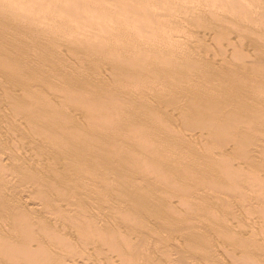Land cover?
Masks as SVG:
<instances>
[{
	"label": "rangeland",
	"instance_id": "374dc122",
	"mask_svg": "<svg viewBox=\"0 0 264 264\" xmlns=\"http://www.w3.org/2000/svg\"><path fill=\"white\" fill-rule=\"evenodd\" d=\"M2 1H3L4 4L2 3ZM48 1L49 0H14V1L13 0H0V5H1L0 8L2 7L0 9V59H1L0 60L1 61L0 62V70H2V71H0V73H1V75H0V157H3V158H0V160L2 162V163L0 162V176H2V174L4 176V177L2 176L3 178L0 177V189H3V188L8 187V189L7 188L6 189H3L4 191L3 192H0V193H4V195L3 194H0V196L3 195L2 197H0V199H1L0 200V207L1 206L2 207H5L3 204H1V202H5L6 199H7V202H5V205H6V203H9L8 205L10 206L9 207V206L6 205V207H8L7 209H9L8 210L9 213L7 212V210L5 211V209H4V211H2L3 208L2 209L0 208L1 209L0 210V214L2 212L5 214V212H6L7 215L10 214V216H13V213H11V212H14V211L16 212L17 210L19 212L22 211V213H24V214L21 213L22 214V217L21 216H18V213L17 214L14 213V214H16L18 216L19 221H20L19 222L20 225L21 226H24L23 229L20 228L21 226L18 225L19 224L18 223V219L17 220L14 219V221L17 222L16 224H17L18 228L21 229V231L22 230H25V228L28 225L26 223V221H24V223H23V220L24 219L23 220H20L21 218H24L23 215L25 216L28 213L25 216V219L27 220V222L30 221L31 225L33 224L34 226H30V223H29V226L32 227V228H35V229H36V227L37 228L39 227V229H40L41 227L39 225H41V226L44 225V224L40 223L41 220H43L44 221L43 223H47V224H45L42 227H43V229L46 230V232L47 231H49V232L46 233L43 230L46 233V234L44 233V235H45V237H44L42 228L40 229L41 230V233H38L39 232V229H37L38 230L37 235H39V234L40 235H43V238H42V236H41V239L38 238L40 241L41 240L42 241L46 240L44 238H47V235L52 230H55L54 232H57V233L59 232L60 233V234L58 233L59 234L58 240L61 239V238H63V239L68 238V239H70L69 241H71V240L73 241L74 238L75 239L76 238H79L80 242L77 239L76 240L74 239L76 241L75 247L73 245V247L76 248L75 250L78 251V253L75 251L72 254V256H70L71 255L70 254V251L66 252L67 250L71 249V248H69V249L67 248L69 246V244H67V246L65 247L66 249L64 248L66 250V251H64L66 253L65 256H63V254H65V253H62L61 251H58V249H57L58 255H57V253L54 254V252H56V250H54V249H56L57 246L54 244V242L56 240L54 241L53 238H55L54 236H57L58 234L57 233H54L53 231L52 232L54 234H56V235H54L52 232L51 233L54 236L52 234H49V235H51V237L53 236L52 237V240H51V238L50 239L47 238V241H45V243H43L42 241L40 242L42 245L43 244L50 245V243H51L52 247L50 245V247H51V251L50 252L51 253L53 252V255H50L51 257L52 256L54 257V255H55V258H56V255L59 257V253H60V256L62 255L63 257H66L67 255L70 256V257L67 256L68 258H71L72 257V260L71 259L69 260L66 257L67 259L64 262L65 264H77V263L78 264H93V262H94V264H99V263H101V259L103 260L104 258H105L104 259L105 261L103 260V263L102 264H104V263L105 264H121L120 263V262H122L121 261V258L124 257V260H125L126 256H127L126 260L125 261L123 260L122 263L125 262V264H132V262H131L132 259H129V258L131 257V254L132 253H133L132 255H135L138 252H139V254L140 253L143 254V255L140 254L139 256L146 257L145 258L146 260L147 259L148 260H151L152 259L154 261V263H156V261L158 262V259L161 258V259H165V260L164 261L163 260H159V263L161 261H163V264H165V262H166V264H170L171 262H169V261L172 260L173 264H175L176 263V260H178V263L177 264H179V262L181 261V258H182L183 259L182 261L184 263H186V261L188 260V262H187L188 264H200L201 262H203L201 264H204V263L205 264H208V263L209 264H214V263L215 264H219L221 257L225 258V257H228L227 256L228 254L231 255L230 254L231 252H229V253L227 252L228 250L229 251H232V254L235 251L238 250L235 253L234 256H237V254L239 252L241 253L242 250H244V252H242V254H240V253L238 254V256L235 258V261L233 259L234 258L233 255H231L232 258L230 256L228 257V259L227 258L226 259H222L221 258V261L222 260H226V261H223L221 264H223L224 262L226 264H230L229 262H231V261H232L231 264H235V262L237 260H239V261H237L236 264H240L241 255H243L246 252L245 249L246 250H249V253H251V254H254V253L256 254V255L254 254L255 255V259L254 260H258V261H256V264L257 263L260 264V262L262 264L264 262L263 261L264 260V249H263V247H264V243H263L264 242V236H263L264 235V231L262 229V227L264 228V225H263L264 224V220H263L264 214H262V213H264V211H263L264 210V203L262 202V201H264V198L261 201L262 197L264 196V194H262L263 193V190H264V112H259V109L260 108L261 109L263 108L262 111H264V106H263L264 105V103H263V101H264V98H263L264 97V92H262V91L260 92L256 88L258 87V88H260V90H261V88L264 89V87H260V84H262L264 86V78H263L264 77V43H263L264 42V12H261L260 11V10L264 11V9H259L261 6L264 7V2H263L264 0L263 1L261 0L263 3L260 0H248V2H247V0L246 1L245 0H242L243 3L245 1V4L246 3H249V2H251V3L254 2L255 3V4L249 3V5H251V6H249L247 4V7L245 5H241L242 2L240 0H232V1H236L237 4H236V2H235V4L238 5L239 8H240V9H237L236 7H234L236 5L233 4V3H231V6L233 7L234 10L233 9H230L232 7H230L229 2H228V5H226V0H225V3H224L225 5L224 4L222 5V4L216 3L217 5L219 4L218 6L220 8L218 6H216V4L214 3V1H216V0H212L213 2L211 0H197L195 2L192 0V2H193L192 4L194 5V6L192 5V8H191V5H189L191 3L190 2L191 0H188V2H186L185 0H184L185 1L184 2L182 0L183 3H182L181 0H164L165 4H163L164 3L163 0H154L153 3H150V4L148 3L149 0H146V1H144V0H77V1L76 0H67V1L66 0H50L49 3H48ZM68 1H71V2H68ZM158 1H160V2L158 3ZM210 1H211V4H209ZM222 1H224V0H222ZM11 2L14 3V4H12ZM166 2L169 3L171 5V7ZM197 2H199V3H197ZM217 2H218V0H217ZM219 2H221V0ZM230 2H231V0H230ZM74 3H75V5H73ZM156 3H158V4H156ZM221 3H223V2H221ZM166 4L168 6H166ZM76 5H77V7H75ZM163 5H165V6H163ZM183 5H185V7L187 6L188 8L185 9V7H184V9H183ZM209 5H210V7H209ZM212 5H213V7L215 6L214 7L215 9L212 8ZM254 5H255V7H258L259 6V8H258L259 10H255L256 8L254 7ZM59 6H61V7H59ZM204 6L207 7V8H205ZM244 6L246 7V9L247 8L248 9L245 10V7ZM196 7H199V8H196ZM227 7H228V10H227ZM249 7H251V8L249 9ZM252 7H254L255 9L252 8ZM168 8L171 9V10H169ZM202 8H204V9H202ZM208 8L211 9L212 11H209ZM82 9H84V10H82ZM198 9H199V11L202 10L203 13L201 12V14L202 15L204 14L205 16H202V15L199 16L200 14H199V11H197ZM222 9H224V10H222ZM235 9L237 10L236 13L238 12V10L243 11L242 13L240 11L238 12L239 15H241L242 17L244 16L243 18H241V20L244 19V18H246V17H247V19H244V21L243 20L240 21V18H238L239 17L238 13L236 14V16H237L238 19L235 18V15H233V13L232 14L229 13V10H230V12L231 11L234 12ZM188 10H190V12ZM193 10H195V13H193ZM1 11L5 15H3V13ZM4 11H6V13ZM196 11H197V13H196ZM244 11H246V12H244ZM250 11H251V13H250ZM247 12H248V14H247ZM249 13H250V15H249ZM192 14H195V15H192ZM196 15H198V16H196ZM233 16H234V19H233ZM7 17H10V18H7ZM218 17H219L220 20L218 19ZM248 17L250 19H253V22H252V20L250 21L248 19ZM29 19H31V20L29 21ZM260 19L262 20V22H261ZM6 20H8L9 23L6 22ZM44 20H45V22H44ZM221 20H224L226 23L223 22V21H221ZM26 22H27V24H26ZM201 22H203V23H201ZM227 22H228V24H227ZM41 23L42 24L44 23V24L42 25ZM199 23H200L201 26H198ZM249 23H251V24H249ZM253 23H254V25H253ZM37 25H39L40 27L37 26ZM44 25H46V26H44ZM205 25L207 27H204L203 28V26H205ZM215 25H216V28H215ZM198 27H200V28H198ZM42 29H45V31H42ZM201 29L202 30L205 29L204 30V32H205L204 35H203V31ZM46 30L47 31L50 30V31L47 33ZM206 31H208V32L206 33ZM239 32H240V34H239ZM259 39H261V40H259ZM152 52H153V54H152ZM160 52H161V54H160ZM169 53H170V55H169ZM165 56H167V57H165ZM183 56H185V57H183ZM132 58H133V60H132ZM158 58H160L159 60H162L163 64H162L161 61L158 60ZM164 58L165 59L167 58L169 60L167 61V59H166V61H165ZM259 59H261V60H259ZM257 60H258V62H257ZM7 61H10V62H7ZM172 61H174V62H172ZM6 62L8 64V67L6 66L7 65ZM159 62H160V64H159ZM14 63H15V65H14ZM204 63H206V65ZM155 64L158 65V67H155ZM2 65L5 66V67H2ZM197 65H198V67H196ZM244 65H246V66H244ZM10 66H12L13 68L10 69L11 68ZM250 66H251V68H250ZM21 67H22V69H20ZM210 67L212 68V70H211ZM213 67L216 69L215 70V73L213 71L214 70ZM1 68H3V69H1ZM156 68L162 69V71L164 73H169V71H170V73H172V78L174 77L173 80L175 79V81H173L172 78H171V80L167 79L168 77L166 75H164L163 72L161 74H157V72H156L157 69ZM256 69H258V70H256ZM250 71H252V72H250ZM254 71H257V72H254ZM47 72H49V73L47 74ZM129 72L131 74H129ZM3 73H4V75H3ZM52 73H54V74H52ZM126 73H127V75H126ZM6 74H8L10 76H8ZM71 74H73V76ZM215 74L219 78L216 79V76H214ZM74 75H76V78H75ZM77 75H79V76L81 75V76L79 77ZM128 75H129V78H126V76H128ZM2 76H5V77H2ZM61 76H63V78ZM68 76H69V80L72 78V80L75 81V84L77 86L74 84V82H71V86H73L72 89L74 87H76L77 90H80V93H82L80 96H79L80 93L77 92L76 89H73V91H76L79 94L78 95L75 94L76 92L74 94H72L73 92L69 90L71 88L70 84L69 85H64L66 83L65 80H68ZM157 76H159V77H157ZM8 78H10V79H8ZM80 78H81V80H80ZM158 78H160V79L158 80ZM188 78H190V79H188ZM12 79H14V81H9V80H12ZM82 79H83V82H82ZM130 79L133 80V81H131ZM240 79L243 80V81H241ZM72 80H70V81H72ZM78 80L81 82V84H80V82ZM84 80L85 81L88 80V82L86 81L87 82L86 83ZM217 80H219V81H217ZM7 81L8 82H11V83L9 84ZM30 81H31V83H29ZM53 81H54V83H53ZM225 81H227V82H225ZM247 82H249V83H247ZM255 82H257V84ZM13 83H17V84H14V87H16V86L18 87L17 89L16 88H13ZM32 83H33V85H32ZM225 83H228V84H225ZM243 83L245 85H242ZM11 84H12V86H11V88H9ZM219 84H221V85H219ZM251 84L254 85V86L252 87ZM80 85L81 86L84 85L85 88L84 87L81 88ZM6 86L8 88H6ZM19 86H21V87L19 88ZM51 86H53V87H51ZM88 86L90 88L87 90L86 88H88ZM68 87H69V89H67ZM240 87L242 88L241 91H239V89H241ZM254 87H256V88H254ZM207 88H208V90H211V91H208ZM84 89L86 91H88V94L89 95H87V92ZM178 89H180V90H178ZM58 90L60 92H58ZM68 90H69V93L72 92L70 94L72 95V99L73 100H74V98L78 99V97H76L75 95H77L79 97H82L83 100H86L84 98H86V97L89 96L90 98H88V99H90V100L92 99L91 101H94L93 100V98H94L93 95L95 96V98L99 97V98H97L95 100V102H98V103L96 105L92 106L93 107V108L91 107L92 109H94L95 106L97 107L98 104L101 103V99L103 100L102 103L105 101L106 105H105V103L103 104L104 107L106 106L105 109L107 110V111L105 110V113H104V110L102 111V113L99 112L101 110L98 111V107H97V110L96 109H94V110L98 111L99 115L100 116L102 115V117L104 116L103 114H106L103 118H106L107 117L108 118L107 119V122L110 121L109 118L110 119L113 118L112 115H111L112 117H110V116L108 117L109 114H113V115L115 114V116L117 115V113L119 114V115H117V117L114 116L115 118H113V120H115V123H117L116 125L115 124L114 125L112 124V126H111L110 125L111 123L109 124V122L107 124L110 125V126L106 125L107 127H111L110 129H112L111 131L113 133V135H112L113 137L110 136V138H108V139H101L100 137H98L99 139H96L95 138V139H93V141H91V144H92V147L93 148L89 151V153L87 152L88 155H91L90 157H88L87 154H82V156H80V157L77 156V155H74V154L70 153L67 150V147L65 145H64V148H63V145H62L63 144L62 143V135H61V134H63V131L62 130H59V129L57 130L55 127L54 128L50 127L51 125L52 126L55 125L56 124L55 122L64 121L65 124H66L65 128L70 129V127L73 126V130H74L75 128L78 129V127L81 126L80 127V130L83 131L82 133H84V134L87 135V131H85L86 128H88L89 125H90L89 127H93V124H95L93 122L92 117L90 118V116H92V115H89V114H91V113L88 112L89 114L84 115L86 113V111H84V110L82 111V109H80V105H77L76 104V102H78V100H74V101H72L74 103L71 102L70 104H68L70 102L69 101V98H70V100H72L70 94L68 93ZM250 90H252V91H250ZM257 90H258V92H257ZM14 91L16 92L15 93L16 94L15 96L13 95ZM65 91H66V96H65V94L63 96H61L63 92L65 93ZM92 91L94 93L95 92L96 93L95 94H91ZM197 91H199V92H197ZM214 91L217 94L216 95V99H215V92ZM253 91H255V92L253 93ZM196 92H197V94H196ZM205 92H207V95L208 96L205 95L206 94ZM248 92L249 93L251 92L252 94L251 93L250 94L253 97H251ZM41 93L42 94H45V95H42ZM240 93H241V95H240ZM245 93H246L247 96H245ZM210 94H214V95L211 96ZM243 94H244L245 97L243 96ZM68 95L70 97L67 99V96ZM73 95L75 97H73ZM84 95H86V97ZM235 95H236V97L234 98ZM106 96H108L109 98L106 97ZM203 96H205V97L203 98ZM222 96H225V98L222 97ZM218 97H220L222 100H218L219 99ZM59 99H63V100H61L62 102H65L64 100H68V102L61 103ZM107 99H108V102L110 101V104L107 103V101H106ZM202 99H204V100H202ZM206 99H207V101H206ZM223 99H225V100H223ZM229 99H231V100H229ZM236 99H239V102H237L238 100L236 101ZM260 99H262V100H260ZM51 100H52V102H50ZM90 100H87L88 101V104L91 102ZM209 100H211V101H209ZM241 100H245L244 102H248V103H244ZM38 101L40 103H38ZM42 101L43 102L45 101L44 102V105H43ZM57 101H59L60 103L57 102ZM54 102L55 103L57 102L58 104L56 103L57 105H55V104H53ZM95 102H94V104H95ZM207 102H209V103H207ZM36 103H38V104H36ZM230 103L233 105L234 108H231L232 106H230L231 105ZM236 103H239V105H236ZM243 103L245 105H247V106H244ZM27 104L28 105L31 104L32 106L29 105L30 108L28 109L29 106ZM60 104L62 106H60ZM75 104L77 106H79L77 108L78 110L76 109V105ZM16 105L18 106V109H17ZM71 105L74 106V107L72 106L74 108L72 110L74 111L73 114L75 113L74 114L75 118H73L74 116H71V115H73L72 114V110H70L71 109ZM103 105L101 106L102 108H103ZM109 105H111V106L114 107V110H115L114 112L115 113H111L112 111L111 112L109 111L110 112L109 114L106 113L110 109V108L107 109L109 107ZM44 106H46V108ZM238 106H240V108ZM259 106H260V108H259ZM24 107H25V109H24ZM36 107H37V109H36ZM121 107H123V108H121ZM219 107L223 108V110H225V108H227L226 109V112L227 113L225 111L223 112L221 110L220 111V114L221 115H219V111H218L219 109H217ZM236 107H238V108H236ZM241 107H242V109H243V107H245L243 109L244 111L241 109ZM246 108H248L250 110V112H248L249 111L248 109L246 111ZM31 109H32V111H31ZM55 109H56V113L58 111L57 114L54 112ZM68 109L70 110V112H69ZM238 109L239 110L241 109L242 111L240 110V112H242V113H240L238 111ZM257 109H258V112H257ZM261 109H260V111H261ZM38 110H39V112L41 110V112L39 113ZM45 110H47V111H45ZM76 110H77V112L79 110H80L79 112H83L81 114L84 115V118H82L83 116L81 117L79 115L80 113L78 114L76 112ZM89 110H91V109L88 108V111ZM214 110L216 112H213ZM63 111H65V112H63ZM93 111L91 110L90 112H93ZM47 112H50L53 115V116L51 115V118H53V120L51 119L52 121H49L48 122V120L44 117V115L46 116ZM228 112H230V113L232 112V113L230 114ZM76 113H77V116H76ZM214 113H216L215 116L213 115ZM233 113L236 114V115H234ZM30 114H32V115H30ZM33 114H35V115H33ZM62 114L64 115V118H63V115ZM94 114H93V116H97L96 114L95 115ZM225 114L226 115L229 114V115L226 116ZM41 115H43V116L41 117ZM61 115H62V117H61ZM78 115H79L80 118H82V119H80V118L79 119L82 120V122L84 123L85 126L83 125V123L79 119H76V117L78 118ZM123 115H125V116H123ZM217 115H219V116L217 117ZM223 115H225V116H223ZM231 115L234 116V117H232ZM67 116H69V117H67ZM118 116H119V118H118ZM246 116H248V117H246ZM34 117H36V118L38 117V118L36 119ZM212 117H214V118H212ZM223 117H225V119ZM57 118H59V119H57ZM60 118H63V119H60ZM67 118L69 120L71 118V121H73L72 123L74 125L71 124L70 121H67ZM87 118H90V119H87ZM100 119H99L98 125H101L102 124L104 126L105 125L104 123H106L105 122L106 119H103L104 122H103V120H101V124H100ZM83 120H85V121H83ZM113 120H111L110 122H112ZM117 121L120 122V123H118ZM223 121H224V123H223ZM28 122H30L31 125ZM134 122H135V124H133ZM7 123H8V125L10 124L9 125L10 127L7 125ZM78 123H80V124H78ZM112 123H114V122H112ZM69 124H71V125H69ZM76 124H77V126H75ZM138 124H139V126H138ZM130 125H136V126H130ZM217 125H219V126H217ZM114 126H116V127L118 126V127L115 128ZM128 126H129V129H128ZM43 127H44V129H43ZM84 127H86V128H84ZM120 127H124L125 129L124 128H120ZM140 127L141 128L143 127V129H141ZM133 128L134 129H137L138 131H136V130L134 131ZM147 128H148V130H146ZM35 129H37V130L35 131ZM28 130H29V132H27ZM70 130H72V128ZM119 130L120 131L122 130V131L120 132ZM45 131L47 132V134H46ZM146 131H148V132H146ZM166 131H167V133H166ZM40 132H41L42 135L40 134ZM114 132H115V134H114ZM133 132H134V134L132 135ZM144 132H146V133H144ZM43 133L46 136H49V138H47L46 136H44ZM135 133H137V135H135ZM33 134L36 137L34 139H33V137H34ZM36 134H37V136H36ZM165 134H167V135H165ZM128 135H129V138H128ZM141 135L143 136V138H142ZM50 136H52V137H50ZM54 136H55V138H54ZM136 137H137V140H134V139H136ZM173 137H174V139H173ZM29 138H31V139H29ZM53 138L56 141H54ZM39 139L41 141H39ZM89 139L92 140L91 137ZM109 139H111L112 142ZM30 140H31V142H29ZM49 140H50V142H49ZM130 140H131V142H130ZM151 140H152V144H151ZM162 140H165L166 142L165 141H162ZM42 141H43V143H42ZM116 141H117V143H116ZM139 141H140V144L137 143ZM153 141L155 143H153ZM176 141H178V142H176ZM39 142H41L42 144L39 143ZM131 143L133 145L135 144L134 146L132 145L133 148H132V146H128V145H131ZM111 144H113V146L115 144L117 147L116 146L113 147V146H111ZM163 144H164V146H163ZM75 145L76 146H80V142H79L78 139L75 140ZM167 146H168V148H167ZM189 146H191V147H189ZM53 147H55V148H53ZM138 147H140L141 150ZM65 148H66V150H65ZM113 148H115V149H113ZM164 148H165V150H164ZM52 149L56 150V152L55 151H52ZM58 149L61 152L60 151L58 152L57 151ZM63 149L65 150V152H62V151H64ZM96 149H98V150H96ZM109 149H110V151H108ZM153 149H156V150L153 151ZM27 151H29L30 153H33V152L34 153H33V155L32 154H29L28 155V154H26V153H28ZM107 151L110 152V153H107ZM117 151H118V153H117ZM94 152H96L95 153L96 156L94 155L95 158L93 156ZM163 152H165L166 154H164ZM64 153H65V155H63ZM149 153L151 154L150 156H149ZM159 153L161 155L160 156L161 158H159ZM207 153H208V155H207ZM24 154H25V156H24ZM58 154H60V155L62 154V155L60 156ZM67 154H68L67 157H69V159L67 157L65 158V156ZM152 154H153V156H152ZM154 154L155 155L157 154V156L155 157ZM168 154H169V156H168ZM194 154H195V156H194ZM244 154L245 155L247 154L246 157L248 159L247 158H243L244 157ZM26 155H27V157H26ZM30 155H32V156H30ZM98 156H100V158ZM203 156H204V158H203ZM205 156H207L206 159H205ZM211 156L213 158L212 160H211ZM31 157H32V159H31ZM33 158L37 159V160L34 159L35 164H34ZM79 158H80V160H78ZM163 158H164V160L165 159L168 160L169 158L170 159L168 161H166V160L164 161ZM178 158H180L181 160L178 159ZM177 159H178V161H177ZM63 160H65L64 163H63ZM76 160H78L80 162H78V164L75 165ZM182 160H184L186 162H184ZM189 160H190V162L187 163V161H189ZM37 161H39L41 165L38 164L39 165L38 166L37 163H36ZM97 161H98V163H95ZM197 161L198 162L200 161V162L198 163ZM202 161H204V163L206 161V163L204 164ZM211 161H212V163H211ZM88 162L91 163V164H89ZM169 162H170V164H169ZM110 163H112V164L110 165ZM216 163H218V165L220 164L224 169L226 168V171H227V168H230L228 171H230L231 169H233L234 170V173L232 172V170L230 172H227V173H232V177L229 176V178H232V179H229V178H228L229 180L227 179V177H228L229 174H227V176L226 175L224 176L223 174L222 175H218V174H220V171L221 172H223V171L221 169H219L221 166L220 167L217 166ZM80 165H83V167L85 166L84 168L81 167L83 169H86V170H83L82 169V171H85V172H82L81 171V168L79 169V166ZM194 165H196V166H194ZM76 166H78V167H76ZM198 166H200L201 168L198 167ZM86 167H88V168H86ZM174 167H176L177 169L174 168ZM210 167H212V168H210ZM76 168H78V170ZM89 168H91V169H89ZM197 168L200 171L202 170V168H204V170L206 168L207 169L206 173L210 169L211 170L214 169L216 171L214 172V174H213V172H208V175L205 174V173H202L203 175L201 174L202 175V177H201L200 173H197L199 171V170H197ZM67 169H68V171H67ZM88 169L90 170V172H89ZM187 169H190L189 170L190 172L187 171ZM16 170H18V171H16ZM73 170H75V172ZM15 171L17 173H15ZM71 171H73L75 174L73 172H71ZM86 171H88L87 173H89L90 176L91 175H94L93 178H95V179L99 175L97 177V180H92L93 179L92 177H90L88 174L86 175ZM226 171L224 172L225 174H226ZM19 172H22V173H19ZM183 172H187L186 175ZM195 172H196L197 175L195 174ZM252 172L256 175L255 176L256 178L253 176L254 174ZM31 173H32V175H31V178L30 179H32V180L34 179V181L32 182V185H33L32 188L33 189L31 188L32 191L30 192V190H29L30 188L29 187H31L32 185H30L31 182H28L27 183V181H30V180H28V177H30V174ZM33 173H35V176L33 175ZM51 173H54V174L55 173H58L56 175H57L58 178H59L58 175H60V180L61 181L59 182L58 181L59 179L54 174H51ZM78 173L79 174L81 173L80 174L81 176H79ZM108 173H109V176L111 175L110 176L111 178L106 175ZM191 173H194V176H195V177L193 176L194 178L191 177L193 175ZM235 173L240 176V179L238 178L239 176H237ZM246 173H247L248 176L245 177V179H243V182L241 184L240 182H241L242 178L244 176H246ZM249 173H250V177H251V174H252V177L255 178V180L253 178H251L252 181L251 180L250 181L252 183H253V181H256L257 182V180H256L257 178H259L258 179L259 182H261V180L263 181L262 183H260V184H262L261 188H259L260 187V184L258 185L259 186L258 188H259V190L261 192L259 190H257V187L255 188V190H257L258 192H260V193H258L256 191L258 194L256 192H254V190L251 191L252 190L251 187L257 186L256 183H254V184H251L250 183L251 185L249 184L250 187L248 189L249 190L251 189L250 191L247 189V187H246L247 190L245 189V186H246V183L245 182L248 181V179L246 181V178L249 177ZM24 174L27 176V181H26V177L22 176ZM104 174H105V176L108 177V178L107 177L105 178L106 180L108 179L107 181H110L113 178V180H112L113 182L112 183L110 182V184L108 182H106V180L104 179V176H103ZM122 174L124 175V177H123ZM187 174H191V175L189 176ZM36 175H38L37 177H39V178L42 175L41 177L42 178L44 177L43 181L37 182V181H39V178H37ZM67 175H70V176H67ZM198 175H200V176H198ZM209 175H212V176L210 177ZM32 176L36 177L37 180L35 181L36 178H34V177L32 178ZM54 176L56 178H53ZM65 176H66V178H65ZM76 176H78V177H76ZM135 176H137V177H135ZM181 176H182V178H181ZM185 176H187V177H185ZM216 176H217V178H216ZM80 177H82V178H80ZM188 177L189 178L191 177L193 179V181H192L191 178L189 179ZM224 177H226V178H224ZM5 178L8 181L7 183H9L11 181V182H13V184L12 183L7 184ZM67 178H69V180H68L69 183L67 181ZM87 178H89V180ZM154 178L158 179V182H157L156 179L154 180ZM212 178L213 179L215 178L217 181L216 180H213ZM2 179H4L3 180L4 182L1 181ZM24 179H25L26 182L23 183L22 181H24ZM47 179H48V181H47ZM50 179H52L51 181H53V179H55L54 182H56L57 184L60 183V185H62V186L65 185L64 188H63L62 186L59 187V185H57L55 183V185H57L59 187L58 190L61 188V190H59V191H61L62 193H63L62 189L63 190L65 189V191H66V193H65L66 194V197H63L65 194L64 193L62 194L60 192L61 193V196L63 195L61 197L62 199L60 198V195H59L60 193L58 194V190L55 189V188H57V186H55V188H54V185H52ZM74 179H76V181H73ZM98 179H100L101 182ZM131 179H132V181L135 180L136 182L134 181L135 183H133L131 181ZM40 180H42V179H40ZM84 180H86V181H84ZM187 180H189L188 181L189 183L187 182ZM233 180H235V182H233ZM83 181H84V183H83ZM95 181H97V182H95ZM98 181L100 182V184H99ZM114 181L117 182V184L114 183ZM120 181L122 183L124 182L125 185H123L124 183L122 184ZM161 181H162V183H159ZM250 181H248V182H250ZM34 182H37L36 184L38 185V183H39L40 185L39 186H36V185L34 186ZM47 182H48V185H47ZM130 182H132V183H130ZM150 182L151 183L154 182L153 184L156 183L155 186L153 184H151ZM174 182H175L176 185L175 184L173 185ZM198 182L200 183V184H198V186H199L198 188L199 189L196 186ZM259 182H257V184ZM20 183H22L24 186L22 184H20ZM50 183H51V189H50V185H49ZM75 183H76V185H75ZM106 183L109 184L110 186L105 187V186H107ZM221 183L223 185H225V187H227V189H229L231 186L234 189H236L235 187H237V186H235V185H238V188H239V186H241V185H243V183H245V185H243V189H242V187H240L241 190L238 189V188L236 190H238V192L242 191V192H240V195H241V193L244 194L246 192L245 194H247V197L248 198L245 197V194H244V198L246 200L243 199L239 194H237V191H235L236 194L243 199L242 200L240 197H238L234 193L238 197V199L236 198L237 199V203H236V200H234L235 199V195H233L234 197L233 196L231 197V195L233 194L232 193V189L233 188L231 187V189H229L230 192H228L229 190H226L228 193L225 194L224 193V190L225 189L224 190L221 189L223 187ZM10 184H12V186H14V187L10 186ZM17 184H20V186H18ZM26 184H28V186ZM68 184H70V186H72L71 189H70L71 191L73 190V186H74V189L75 190L72 191V192L74 194H76V193L78 194V192H79V196L78 195H73L72 192L70 190H68L70 188V186ZM111 184L113 185V188H112ZM141 184L142 185L144 184L143 185V188L144 189L146 188L145 190L142 189V185ZM187 184H189V185H187ZM210 184L212 186H214V185L216 186L217 185V187H218V184H219V187L220 186L221 187L220 188H217L216 187V188L217 189H221L223 192L222 193L221 192L218 193V191L215 190L214 188L211 189L212 186L209 187ZM226 184H230L231 186L228 185L229 186V188H228V186ZM7 185H9V186H7ZM42 185H43L44 189H40V188H43ZM115 185H116V188H115ZM190 185H191V188H193V189H191V188L188 187ZM52 186H53V188H52ZM67 186H69V187H67ZM97 186H99V187L98 188H95ZM144 186H146V187H144ZM150 186L151 187L153 186V187L151 188ZM174 186H176V187H174ZM184 186H186V187H184ZM36 187H38V189H40L41 192L44 193L45 195H46L47 192H49V191L46 192L45 188H47V190L50 189V192L55 190L54 192L57 191L56 193L58 194V197H57V195H53V194H56V193L51 192V193H53L52 195H50L51 193H47L48 195H46V196H48V199L49 198L50 199H49L48 203H46L47 200H48L47 197H45L43 194L39 195V192H35V190L36 191H40ZM77 187L79 189L80 188H83V189L82 190L80 189V191H79V189H77ZM135 187L136 188L138 187V189L136 190ZM172 187H174V188L172 189ZM194 187H196L197 190H195ZM23 188H24V190H23ZM27 188H28V190H27ZM102 188H103V191L101 190ZM149 188H151V189H149ZM187 188H189V190H187ZM84 189H86V190H84ZM95 189L96 190L98 189V190L96 191ZM99 189H100V191H99ZM106 189H108V190L106 191ZM123 189H125V190H123ZM181 189H182V191H181ZM115 190H116V193H114ZM141 190L143 192H141ZM179 190H180L181 193L179 192ZM191 190H194L195 191V195H193L194 193H191V195L195 196L196 199L198 198L199 200L200 199H202V200L199 201V202H196L198 200L195 199L196 200L195 201L194 200L195 197H193V196H191L189 198H191V199L193 198V201H195V202H193L191 199H187L188 198V195H189L188 193L189 192H194V191H191ZM212 190L213 191H217V193L216 192H214V193L210 192ZM86 191H88V192L90 191L91 192L90 193L91 196ZM98 191L101 192V193H99ZM118 191H120L121 193L118 192ZM125 191L126 192L128 191L126 193V196H124L125 195ZM161 191H164V192L161 193ZM198 191H201V192L202 191H204V192L206 191L205 194H207V195L203 194L204 192H202V193L200 192L201 193L200 194ZM33 192H35L37 194H35ZM68 192H70L72 196H76L75 198H73L74 200H76V202L73 201V203H76V204L81 205V206L83 205L82 209L85 208L87 205L89 207V210L87 209L88 207L85 208V210L87 212L86 218L89 216L88 214H90L89 217H91V220L88 219V218L85 220V222L86 223L88 222L89 225L87 226V228H85L83 230V232L82 231L80 232V230H77L81 235H83V234L86 235V236L83 235L84 239H81L82 236L79 233L76 232L75 227L77 229H81L83 227L82 224L83 223L85 224V222L84 221L83 222H80L81 221L80 219H78V220H80V221H78L75 217H73L79 223L77 222L78 223L77 224L75 222V220L71 218V220H72V222H71L72 226L69 224V220H70L69 219V216L72 217L74 215L75 216L77 215L78 218H79L82 214H76L75 211H74L76 208H78V209L81 208V206H78V205L73 204V203H71L69 205L70 207L68 206V204L70 203V201L72 199L71 196L69 195L70 196L69 197L70 198V201H68L69 198H68L67 195L70 194ZM83 192H86L89 195L88 194L86 195V193L84 194ZM103 192H104V194L106 192H109V193H106L105 195H102ZM110 192H112L113 194H111ZM134 192H136V193H134ZM247 192L248 193L250 192V194H248ZM30 193L33 196L32 198H30L31 197ZM80 193H81V195H80ZM142 193H144V194H142ZM153 193H154L155 196H153ZM175 193H177V194H175ZM196 193L199 194L200 196L197 195ZM208 193H210V194H208ZM252 193H254L253 196H251ZM33 194L37 195L38 197H41V196L42 197H41V199H39V198H36L37 196H35V199H33L34 198V195ZM122 194H123V196H122ZM181 194H184V195L186 194L187 196H184V195L182 196ZM202 194L204 196H202ZM211 194H214V195H211ZM243 194H242V196H243ZM260 194L263 195V196L260 197L259 196ZM27 195H29V196H27ZM85 195H86V197H85ZM93 195H94V197H92ZM144 195L146 197H149V198L148 199L147 198H143ZM209 195L212 196L215 199L213 200L212 197H211V199H209L210 198ZM217 195H220V197H217ZM222 195H224V197H222ZM225 195L227 197H225ZM51 196H52V198H51ZM77 196H78V199L80 198V200H78L79 202L77 201ZM111 196L113 198L112 201L115 202V203H111V200H110L111 199ZM120 196H121V198L124 199V200L122 199V202L124 204L121 202V198L120 199L118 198ZM174 196H176V197H174ZM201 196H202V198H201ZM207 196H209V198H208L209 201H211L214 204L213 205L210 202V205L212 207L214 206L213 208H215V203H217L218 200H219L220 202L217 203L216 209H217V207H220V206L226 207L228 204H230L229 206H227L226 209L227 210L228 209H230V210L232 209L231 211L228 210V211H230L232 213L230 214V212H228L227 210L223 209V207H221V208H219L220 210L218 211L219 214H217V212L213 208H211V206L209 205L208 200H206L207 199ZM249 196H250V198H249ZM256 196H257V198L254 199ZM4 197H5V199H4ZM84 197H85V199H84ZM116 197H117V199L120 200V203H119V200H117V202H116V200H115ZM126 197H128V198H126ZM151 197L153 199H150ZM156 197L158 199H160V202L162 200V202H161L162 205L160 204V202H158L159 200H157ZM180 197L183 199V201H182V199ZM185 197H186V200H190L189 201V202H191L190 205H189V202L188 201L187 202L185 201V199H184ZM228 197L230 198V200H229ZM251 197H254V198H251ZM42 198H44L45 201H43ZM58 198H59L60 201L58 200ZM154 198H156V200ZM204 198H206L205 201L207 203L204 201ZM31 199H33V200H31ZM36 199L37 200H41V201L40 202L38 201L39 202L38 203ZM64 199L66 201H68V202H66L67 204L65 202H63ZM92 199H94V200H92ZM103 199H105V200H107V202L108 201L109 202L107 204H106V202H104V204L103 203L100 204V202H101L100 200H102V202L105 201ZM132 199H133V201H132ZM231 199H233L236 204L239 203L238 205L240 207H238L236 204H234L233 200H232V202H228V201H231ZM247 199H249V200L247 201ZM250 199H251V201H250ZM253 199L255 200L254 202H253ZM3 200H5V201H3ZM29 200H30V202H28ZM50 200H53V201L50 202ZM90 200H92L94 202H91ZM142 200L145 203H143ZM150 200H152V202L154 203V205L156 204L155 203V201H156L158 206L157 205H155V206L154 205L153 206L151 205L149 207V204H151V201ZM225 200L226 201L228 200L227 201L228 203H225L224 204ZM240 200H242L244 203L242 201H240ZM257 200H258V203L256 202ZM54 201L55 202L59 201V205H61V207L58 205V202L55 203ZM125 201H127L128 203L125 202ZM139 201L141 203H139ZM184 201H185V203H184ZM202 201H204V202L202 203ZM246 201L249 202L250 205L251 204L252 205L251 206L248 205ZM260 201H261V206L263 205L262 206L263 207V210H262V207L261 208L258 207V204H259ZM60 202H63L66 205V208H64L65 205L63 203L60 204ZM147 202L149 204H147ZM172 202H175L174 206H173ZM252 202L253 203L256 202L257 205L253 204ZM41 203L43 204V206L45 205L44 207H46L49 203H51V205L49 204L46 207L47 208L46 209V208H44L42 206ZM94 203H96V204H94ZM116 203H119V204H116ZM134 203L136 205L138 204L139 206H134ZM194 203H196V204H194ZM197 203L199 205H197ZM204 203H205V205H203ZM221 203H223L224 205L223 204L221 205ZM11 204H13L12 207H15L16 208V206H17V207H20V208H18V209L16 208L17 210H14L15 208H12L11 207ZM72 204L74 205V208L75 209L74 208L71 209ZM125 204L127 206L128 205L129 206L127 207V206H125ZM131 204H132L133 207L130 206ZM142 204H144V205H142ZM184 204L185 205L187 204L189 206V207H186V208L187 209H190V211L188 210V212H187L185 210L186 208H185ZM29 205H30V207H29ZM52 205L55 206V207H56V205H58L59 208H61V209L64 208L63 209L64 210L63 211V214L61 212L62 210L59 211L60 209L58 210V208H55ZM95 205L96 206H99L100 208L99 207H96ZM159 205H160V208L161 209L158 208V210H160L158 212L157 211V208H155V207H159ZM233 205L236 206L237 210L235 209V206H233ZM254 205L258 208V211H259V208H260V210H262L263 212L261 213L259 211L260 213H257V208L254 207ZM49 206H51L52 208L49 207ZM102 206L105 207V208L103 209ZM244 206H246V207L249 206V211L250 212L247 211L248 208H246ZM259 206H260V204H259ZM33 207L34 208H37V210H39V211L34 210ZM113 207L114 208L117 207V209H119L120 211L121 210L123 211L124 209L126 211L127 208L133 210V211H130L129 212V214L132 212L130 215L127 214V216H129L130 219H127L128 221H126V219H124L125 220V223H123V221H124L123 218L124 217L122 219H120V217L122 216V214H121L122 212L119 213L118 210L116 211L115 209H113ZM130 207H132V208H130ZM135 207H137V209H140V211L142 213L139 210H137ZM152 207L155 208V209H153ZM163 207L168 208V209L170 208L169 211L171 213L167 209H164ZM181 207H183V208H181ZM194 207H195V209H194ZM205 207H207V208L205 209ZM11 208L14 211H11L10 212V210H12ZM25 208L27 210L28 209L29 210L27 211ZM48 208H51V209H48ZM176 208L177 209H180L181 208V209L180 210H176ZM242 208H245V210H246L245 211L246 212L245 214H247V215H244V211H243ZM19 209H21V210H19ZM45 209H46V211H45ZM53 209H57V210H54L53 211ZM65 209L68 210V211L71 209L70 211L73 212V215H70L72 213L65 211ZM102 209L103 210L106 209L105 212H107L109 210L108 212L109 213L111 212L112 214L111 213L109 214L107 212L109 214V217H108L106 215L107 213H105L104 211H102ZM196 209H198V210L201 209L200 211L201 212H204V213H200V211L198 212V210L196 211ZM233 209H235L234 212H236L234 214H233ZM40 210H42L43 213L40 212ZM47 210H49V211L52 210L54 213H56V211H57L56 215H58V217L60 216L58 214L59 212L61 213V215L67 216V217L64 218V220H66V223H65V221H64V223L66 225L68 224L67 225L68 227L69 226H71V227H69V228L66 227L65 228L66 225L62 221V218L63 217L60 216L61 217V220H60L59 219L60 217L58 218L55 214H52L53 212L50 213L51 211L49 212ZM85 210L84 209L82 210L84 213L81 212V210H79V211L81 213H83V215H84L85 214ZM93 210H94V212H96L97 210L98 211L100 210V211L98 213L96 212L97 214L96 213L94 214L92 212ZM164 210L168 212L167 215L169 217L168 216L166 217V214H165L166 212H164ZM172 210L173 211L175 210V214L178 213L176 211H180L177 215L179 216V214H180L181 217L184 216L182 214V212H184V214L187 212L186 213V215H187L186 219H184L185 216L183 218H180V216H179V218H178V216H174L175 214H174V212ZM181 210H183V211L181 212ZM210 210H211V212H210ZM213 210L215 211L214 214L216 216L212 215L213 214L212 212H214ZM125 211H123V212H125ZM136 211L139 212V213H137ZM155 211L158 212L160 215L159 214H156ZM223 211H224V213H223ZM240 211H242V214L239 213ZM36 212H37V214H38V212H40V214H39L40 217L37 214H35ZM46 212H47V214H46ZM64 212H67V213L64 214ZM76 212L78 213V211H76ZM114 212H116V213H114ZM117 212L119 214H117ZM148 212H150V213H148ZM190 212H192V213L195 212L196 214H192V216H191ZM209 212L212 213V214H210ZM3 213L1 214L2 217L0 216L1 217L0 218V235L2 233L1 236L3 237V238H0V241H1V239L4 240V238H6V237H8V239L10 238V240L8 242V241H6L8 239H5V243H7L8 245L7 244L6 245L4 244V246H2L5 249L7 247L8 248V249H6L7 251L4 250V249H2V251L0 250L1 253H4L3 251H6L4 253V255L6 254L5 256L7 257V259H6V257L3 256L2 259H3V261L5 259V261L4 262L0 261V264H2V263L4 264L5 262H8L7 260L12 257V253H13L12 252V249H13V251H14L15 254L17 252L16 249H18V252H19V248H21L22 247V244H24V243H22L23 241H21L20 246H18L19 244H17V247L18 248H14V247H16L15 244L17 242H20V241H17V240L20 239L19 237L21 235H22L21 240H24L23 237H26L27 240L26 241L24 240L25 242H27V241L29 242V240L32 242V243L30 242L31 245H29V243H28V246L26 245V243H25V245L28 248H29V246L30 247L32 246L31 248L33 250H35V248H36V250L34 251V254H33V256H35V252L37 250L39 251V250L42 249V248L41 249H39V248L37 249L36 246L33 247V245H32L33 243L34 244L37 243V241H35L37 238H35V237H38V236H35L34 237V235H35V232H34L33 237L35 239L33 240V237H31L32 234L29 233L30 231H27V230H30V229L32 230V228H28V227H27L28 229L26 228V230L24 231V233H26V235H27V232H28V234H29L28 236H30L32 238V240H31L30 237L24 236V233L23 232H21L19 234V232H18L19 229H17V232H18L17 235H16V233H14L15 235L12 234V232H15L16 231L15 229L17 228V226L15 224H14L15 225L14 226L13 225V222H12L13 221L12 218H16V216L15 217L13 216L11 218V217H9V216H7L5 214L7 217L10 218V220H9V218H7L6 216H4ZM48 213H50L52 215H55V217H57V219H55V217L54 216H51L50 214H49L50 215L49 216ZM100 213L102 215L98 216V214H100ZM126 213H128V212L126 211ZM144 213H145V215H143ZM205 213L206 214L209 213L210 215L207 217V215ZM222 213L225 214V215H223ZM228 213L230 215H228ZM248 213L255 214L254 216L252 214V218H250V222L247 221L248 218L250 217V215ZM21 214L19 213V215H21ZM29 214L31 216H29ZM34 214H35L34 217L36 219L32 216ZM67 214H69V216ZM93 214H94V216H93ZM103 214H105L106 217H103V216H105ZM113 214H116V215H113ZM120 214H121V216H120ZM202 214H203V216H206L207 218L204 217L205 219L204 218H202V219L200 218L199 219V217H200L199 215L202 216ZM261 214L263 216H261ZM156 215H158V216H156ZM211 215L213 216V219L210 218ZM217 215L219 216V219L218 218L216 219ZM220 215L221 216L223 215L222 220H224L225 223H226V221L227 222L230 221V223H231V224L230 223L229 224L226 223V227L228 228L226 230H221L219 228V225L218 224H219V222L221 223V221H222V220H220L221 219V216ZM114 216H115V218H114ZM117 216L118 217L120 216V217L118 218ZM123 216H125V215L123 214ZM131 216H133L132 217L133 219L131 218ZM196 216L198 217V219H197ZM224 216L228 217L227 219L229 221L226 218H224ZM229 216L231 217V219H232V216H234V217L236 216L235 218H237L238 221H239V219H240V221L243 220V221H241V223L242 224L244 223V225H243L244 227L243 228L246 229V232L244 231L245 229L242 228V224L241 223L237 222L239 224H236V222H234L235 219L233 218L234 220L233 219L230 220ZM259 216H261V217H259ZM28 217H29V219H28ZM31 217H32L33 220L30 219ZM52 217L54 218L53 220H52ZM101 217H103V218H101ZM107 217L110 218V219L111 218H114L115 220L113 219V220L110 221ZM141 217H142V219H141ZM143 217L144 218L146 217V220L147 221L143 220ZM149 217L151 218V220H150ZM195 217H196V219H195ZM256 217H258V219L261 221V223L263 222L262 225H260L261 223H260L259 220H258L259 223L257 222V218ZM66 218H68V221H67ZM117 218H118V220H120L119 222L122 221L120 224L118 223V221H116ZM125 218H127V217L125 216ZM134 218H136V219L134 220ZM244 218H246L247 220H245ZM260 218H262V219H260ZM98 219H100V220L103 219V220H102V222L100 221V222L97 223L96 220H98ZM157 219H159V220H157ZM177 219H178V221H177ZM193 219H194V221L196 220L198 222H196V221L194 222ZM209 219H211L212 221H209ZM214 219H216L217 221L214 220ZM1 220H3V223L4 224L2 223ZM31 220L34 223L31 222ZM92 220H93V222L91 223ZM108 220L110 221V225L111 224L113 225L115 223V221L117 223H115L113 226H110L108 224V222H109ZM136 220L139 223L140 222L143 223V227H142L141 223L139 224ZM161 220L162 221L164 220L163 221L164 223ZM191 220H192V222H191ZM4 221L6 223L8 221V224L10 223L9 225H11V226L8 227L9 226L8 224L5 225L6 223ZM38 221H40V222H38ZM45 221H47V222H45ZM53 221H54V223H53ZM59 221L62 224H59ZM94 221L99 226L98 227V230L100 228H102V226L104 227L101 230H99V231H101V233L104 232L102 235L98 234L99 232H97V229H96L97 228L96 227L97 225L96 226L94 225V223H95ZM135 221L137 223H134ZM150 221H152V225H149ZM159 221H161V222H159ZM201 221H204L203 222L204 225H203V223ZM145 222H149L148 223V226H150L152 228L151 229L148 228V227L145 228V226H147V224ZM253 222H256V223H253ZM37 223H40V224L37 225ZM90 223L92 225H94L95 227L94 226H91ZM122 223H123V225H122ZM191 223L192 224L197 223L195 225H197V226L199 225V226L198 227L197 226L195 227V225H192ZM199 223H202L201 226H203V227H201ZM23 224H25V225H23ZM53 224H55V226ZM79 224L82 227L78 228L79 227L78 226ZM99 224H101V225H99ZM102 224H104V225H102ZM124 224H126V226ZM134 224H136V226L138 228ZM137 224H139L141 226V229L142 230L146 229L147 231L144 230V232L146 231L145 233H147V234L149 232V229L150 230H153L152 232H150L148 234L149 237L152 240H149L150 238L147 236V234L143 233V231L140 230V227ZM144 224H145V226H144ZM153 224H155V225H153ZM166 224L167 225H170V226H167ZM253 224H255V227H254ZM256 224H257V226H256ZM105 225L106 226L108 225L107 227H110V229H108ZM231 225H233V226L231 227ZM237 225L238 226H241L239 228H240V231L241 230L243 231V232L241 231L242 234L243 235L245 234L244 236L241 235V232L239 231V228H236ZM259 225L262 226V227H260ZM63 226L65 228L64 230H65L66 233L64 232L63 228H61ZM228 226H230L232 229L230 227H228ZM246 226L248 228H251L253 226L252 227L253 229L251 228L252 231L250 229H249V231H251L252 234L253 233L254 234L256 233L255 235L253 234L255 237H256V235L259 234L257 236V238L259 237V239H262V240H259L258 239L259 241H257V238H255L253 235H251V232L249 234V231H248V229H247ZM116 227L119 228L120 231L123 230L122 231L124 233L123 235H125L123 237L125 238V240L127 239V244L125 243L126 241L123 242L124 244L117 243L116 242V241H119V242L121 241L122 242L124 240V238L122 237V234L121 233H120L121 234L120 236H121L122 239L120 237H118L119 236V231H117V229L115 230V231H117V233H114L115 235L118 234L115 237L116 239H114L115 240V243L112 241L113 238H114V236H115L114 234H112L113 233L112 232L113 231L112 229H114ZM158 227H162V229L159 230ZM168 227H171V229L173 228V230L171 231V229L170 228L168 229ZM200 227H201V229H200ZM204 227H206L207 229L206 228H205L206 230L205 229H202ZM259 227L261 228L260 229V233L258 232L259 231ZM13 228H15V229H13ZM50 228L52 230H50ZM59 228H60V230H59ZM254 228H255V230H257V229L258 230L255 231ZM5 229L6 230L7 229L10 230V231H8V235H11L12 234V236L13 235L14 236L13 237L12 236H7L6 235L7 231ZM69 229L71 230V232L75 230V232L77 233L78 237H77V235H76L75 232H72L71 233ZM126 229H127V231H126ZM137 229H139L141 232L139 230H137ZM154 229H156V230H154ZM177 229L180 230L181 232H177L178 231ZM11 230H14V231L11 232ZM37 230H34V231H37ZM93 230H94V232L95 231L97 232V237H94V236H96V235H94V234H96V232L94 233ZM109 230H110V233L112 232L111 235H113L111 237L112 240L108 237V234L110 236ZM164 230H166V231H164ZM167 230H169V231H167ZM194 230H196V231H194ZM232 230L235 232L234 234L232 233ZM89 231L90 232L92 231V232L90 233ZM138 231L140 232V234H142V236L145 235L146 237H148V240L149 241L148 240H145V239H147L145 236H144L145 238L144 237H141V235L138 234L139 233ZM163 231L165 233L167 232V234H166L167 235V238L169 240L171 239L170 241H172L173 243L172 242L169 243V241L166 238V235H165V233ZM173 231L176 232V233H172ZM190 231L192 233H190ZM207 231H208V233L206 234ZM217 231H221L222 233L219 232V234H218ZM247 231H248V233H247ZM9 232H11V234H9ZM31 232L33 233V230ZM61 232H63L62 235H61ZM84 232H86V233H84ZM196 232H198V233H196ZM92 233H94L93 234L94 236L91 235ZM152 233H157V234H154L153 235ZM159 233H161V234L164 233L165 236L164 235H161ZM214 233H215V235H214ZM225 233H227L228 236L227 235L224 236L223 234H225ZM230 233L233 234L236 237H237L238 234L240 236H242V237H240L238 235V238L239 239L240 238L242 239V241H241V239L239 240V242L242 243V244H240L239 242H235L234 243V241H232V239H230L231 237H229ZM18 234L20 236H18ZM67 234H70V235H67ZM128 234H130L129 235L130 237H128ZM171 234H176L179 237L178 236L176 237V235L174 236V235H171ZM220 234H222V236ZM260 234H263V235H260ZM99 235L102 237V239L104 237V239L103 240L100 239L101 237H98ZM152 235L154 237H152ZM155 235H157V237H155ZM169 235L171 237H168ZM206 235H208L207 237H209V235H210V237H209L210 239H208L206 237ZM213 235L214 236L217 235V236L216 237H213ZM246 235H248V236L246 237ZM194 236H195V239L193 238ZM199 236H201V237L198 239ZM211 236H212L213 239L215 238L216 240H218V238H219V242L220 241L221 242L218 243V241L213 240L211 238ZM226 236L229 237V238H227ZM87 237L89 238L88 241H87ZM126 237H128V238H126ZM28 238H29V240H28ZM97 238H99L100 240H98ZM173 238L175 239V241H178V242H175ZM222 238L227 239L231 243L227 242V240H224V239L222 240ZM243 238H245V239L243 240ZM248 238L250 239V242H252V243L249 242ZM11 239L14 241V243H13V241H11ZM48 239L50 241H48ZM68 239H66L64 241L61 239L62 241L59 240L58 242L60 243V241L61 242L67 241V243H68L69 242ZM139 239H141L143 241V242H141V246H143V248L147 249V251H144L142 247L140 248V244H138V242H140ZM165 239H167V242H166ZM81 240H82L83 243L85 241L86 242L83 244L81 242ZM109 240H111V241H109ZM161 240H163L164 242H162ZM209 240L211 241L212 244L209 243L210 242ZM245 240H246V242L248 241L249 243L243 242ZM52 241H53V243H52ZM75 241H73L72 243L74 244ZM96 241L98 243L100 241H102V242L105 241V244L110 245V246H113L112 245V242H113L114 246L113 247H110V252L112 251L113 253L111 252V254H110V252L107 251L108 250L107 248L109 246L108 247L107 246L105 247L104 243L101 244V242L99 243V245H98V243L95 244ZM130 241L131 242L134 241L135 246H134V244H133V246L135 248L133 246L131 247V245L128 244V242H130ZM255 241H257L255 244L258 243L256 246H259V244L261 243L260 241H262V243L260 244L261 247L259 246L258 249H256L257 247L255 246V244H253V242H255ZM91 242L93 244H95V245L91 244ZM108 242H110V244H108ZM159 242L160 243L162 242L161 243L162 247H161V245H160ZM3 243H4V241L2 242V245H3ZM9 243L11 245L10 246L11 248L9 247ZM142 243H144V245ZM145 243H147L146 246H145ZM150 243L152 245L149 246ZM156 243H158L160 246L157 245ZM178 243H180V244H178ZM236 243L238 245H236ZM63 244L65 245L66 242L63 243ZM89 244L92 245V248H89L90 247V246H88ZM115 244H118L116 246L117 247L119 246V248H121L120 247L121 245L124 246L123 248H121V251H124V252H120V250L115 247ZM153 244H154L155 247L156 246H159L160 247V248L159 247H156V249L159 248V250H160V255H159V257H158V255L156 256V258H157L156 260H155V257L153 256L154 255L153 254L154 252L152 251V250H154V251L156 250V249H154L155 247H153ZM167 244L170 245L171 247L170 246H167ZM190 244H192V246ZM222 244L225 247L222 246ZM226 244H229V246L232 245L231 246L232 248L229 247ZM248 244H251V245L248 246ZM25 245H23V246H25ZM47 245H44V247L47 246ZM82 245H84L85 247L84 246L82 247ZM101 245H104V246H101ZM180 245L182 247H184L185 250L182 247H180ZM218 245H219V247H216ZM242 245H245V246L244 247H241ZM262 245H263V247H262ZM54 246H56V247H54ZM166 246H167V248H166ZM193 246H194V249H193ZM195 246H196V249H195ZM246 246H248V247H246ZM254 246H255V249L256 250H259L260 251V253L263 252L261 256L259 255L260 253H258L259 251H256L255 250L257 253L255 251H253L252 248H254ZM44 247H43V250H41V251H43V253L46 252V249L47 248L50 249L49 246H47V247H45V250H44ZM53 247H54V249H53ZM70 247H71V245H70ZM104 247L107 250H106V253L103 251V253H104V255H102L104 257L103 258L101 256V254H100L102 252H99L98 248H101L102 250H105ZM172 247H174L175 249L173 250ZM83 248L86 249V250H87V248L92 249V251L88 249L90 252H92V254L90 252L84 250ZM93 248H94V250H93ZM179 248L181 249L182 253L184 252L183 255L186 254L185 255L186 257L183 256V255H182L183 257H180L182 253L181 252L179 253V251H180V250H178ZM236 248H237V250H236ZM101 249H100V251H101ZM133 249H134V251L136 249H138V250H136L134 252ZM166 249L168 251H170L169 253H171V255L168 252H166V253H168L170 255V257L172 258L171 260H169L170 257L168 256V254H164V255H166V257L168 256V258H169L168 261H166V257H163L162 258V256H163L162 253H165V251H167ZM201 249H202V251L204 253V256H203V258H205L204 260H203L202 256L200 257V255L203 254L202 251H201ZM216 249H218V250H216ZM224 249H227V251H224ZM8 250H9V252H8ZM52 250H54V251H52ZM148 250H149L150 253L148 252ZM172 250L175 251V252H173ZM177 250H178V252H176ZM196 250H198V252L200 250L201 253L200 252L198 253ZM221 250H223V251H221ZM25 251L26 250H24L22 252H25ZM72 251H74V249L73 250L71 249V253H72ZM151 251H152V253H151ZM220 251L222 253L224 252V254H222ZM22 252L20 250L19 253L22 254V256L24 255L25 257H27L25 255V253H22ZM47 252H49V250ZM50 252L46 256L47 259L45 258V260H44L42 258L43 257V253H42L41 257H40V254H39L40 251H39V253H38L39 260H37V256L38 255L35 257V260L39 261L40 262V263L38 262L39 264H42V262L47 261V260H48V262H51V261L54 262V260H55L56 263H53V262L52 263L53 264H57V262L60 261V259L59 260L58 259H54V258L51 259L50 256H48L50 254ZM82 252H85V253L83 254ZM216 252L221 253V254L218 255V254H216ZM226 252H227V255H226ZM252 252H254V253H252ZM87 253L89 254V256L92 255L91 258L89 257V260L86 257V256H88ZM94 253L97 256V258H96V256L95 257L93 256ZM192 253H194V256H192ZM196 253L197 254H200V255H197ZM74 254H76V255L79 254L80 257L78 255V257L76 256L77 259H75L76 257H75ZM97 254L101 256L100 257V260H99ZM105 254H106V256H105ZM107 254H110V255H107ZM179 254H180V256H179ZM248 254L246 252L245 253V256H242V260L244 259L243 257H245V259L248 260L247 258L254 256V255L249 254V257H248ZM17 255L18 254H16L15 257H17ZM19 255H18V257H19ZM119 255L120 256L122 255L120 257V259L118 258ZM206 255L208 256L207 257V260H206ZM257 255H259L260 257L257 256ZM13 256H14V254H13ZM33 256H32V258H34ZM62 256L60 258H62ZM83 256H85V257H83ZM147 256H150V258H148ZM214 256L215 257H218L219 259L218 258H215ZM23 257H21V258L19 257V259L20 260L22 259V260L26 261L25 259H23ZM93 257H94L95 260H97L99 262H97L95 260L94 261L91 260ZM111 257H113V259ZM173 257L175 258V260H174ZM256 257H258L259 259L256 258ZM40 258H41V260L43 259L44 261L41 262ZM49 258L51 259V261L49 260ZM107 258H109V260H107ZM208 258H209L210 261H213L214 263L213 262H209ZM12 259H14V258L12 257L10 260H12ZM17 259H14V260H16V262L14 261L16 264H19V263L22 262L20 260H18V261H20V262H18ZM110 259H112V260H110ZM216 259H218V260L216 261ZM251 259L253 260V257ZM251 259L249 258V261L248 262H246V260H245L246 263L244 262V260H243V262L245 264H250V263L253 264L254 262L253 263L250 262ZM10 260H9V262L11 263L13 260L12 261H10ZM27 260H29V259H27ZM31 260L32 259H31V256H30L29 263L27 261L26 264H32V263H34V261L31 263ZM61 260H63V259H61ZM74 260H76L77 262L76 263L75 262H71V261H74ZM184 260H186V261H184ZM189 260H191L190 263H189ZM37 261H35V262H37ZM62 262L63 261H61V264H62ZM243 262H241V264H244ZM38 263H34V264H38ZM46 263L47 262H44V264H46ZM182 263H180V264H182ZM22 264H25V262L22 263ZM58 264H60V262H58ZM160 264H162V262Z\"/></svg>",
	"mask_w": 264,
	"mask_h": 264
},
{
	"label": "bare ground",
	"instance_id": "6f19581e",
	"mask_svg": "<svg viewBox=\"0 0 264 264\" xmlns=\"http://www.w3.org/2000/svg\"><path fill=\"white\" fill-rule=\"evenodd\" d=\"M13 1H14V0H13ZM49 1H50V0H49ZM49 1H48V3H49ZM66 1H67V0H66ZM76 1H77V0H76ZM76 1H75V2H76ZM144 1H146V0H144ZM153 1H154V0H149L148 3H149V4H150V3H153ZM181 1H182V0H181ZM183 1H184V0H183ZM183 1H182V3H183ZM185 1L188 2V0H185ZM185 1H184V2H185ZM193 1L195 2V1H197V0H193ZM211 1H212V0H211ZM211 1H210L209 4H211ZM219 1H220V0H218V2H217V0H216V1H214V3H215V4H216V3H219V4H222V5L225 3V0H224V1L221 0V2H223V3L219 2ZM240 1L242 2L241 5H245L246 7H247V4L249 5V3H251V2H249V3H246V4H245V1H246V0L244 1V3H243L242 0H240ZM260 1H261V0H260ZM262 1H263V0H262ZM262 1H261V2H262ZM68 2H71V1H68ZM159 2H160V1H158V3H159ZM163 2H164V0H163ZM190 2H191V3H190ZM190 2H189L190 4H189V3H188V4L191 5V8H192V5H193L192 3H193V2H192V0H191ZM212 2H213V1H212ZM228 2H229L230 7H232V6H231V3L235 4L236 1H232V0H231V2H230V0H226V5H228ZM247 2H248V0H247ZM261 2H260V3H261ZM263 2H264V1H263ZM263 2H262V3H263ZM2 3H3V1H2ZM11 3H12V2H11ZM16 3H17V2H16ZM158 3H156V4H158ZM166 3H167V2H166ZM197 3H199V2H197ZM203 3H204V2H203ZM214 3H213V4H214ZM3 4H4V3H3ZM12 4H14V3H12ZM12 4H11V5H12ZM64 4H65V3H64ZM154 4H155V3H154ZM160 4H161V3H160ZM163 4H165V2H164ZM167 4L170 5L169 3H167ZM167 4H166V6H168ZM207 4H208V3H207ZM215 4H214V5H215ZM219 4H218V5H219ZM233 4H232V5H233ZM236 4H237V2H236ZM236 4H235V5H236ZM251 4H255V3L253 2V3H251ZM73 5H75V3H74ZM218 5L216 4V6H218ZM224 5H225V4H224ZM256 5H257V4H256ZM0 6H1V5H0ZM66 6H67V5H66ZM163 6H165V5H163ZM193 6H194V5H193ZM199 6H200V5H199ZM206 6H207V5H206ZM233 6H234V5H233ZM237 6H238V5H236V6H234V7H236L237 9H240L239 6H238V7H237ZM245 6H244V7H245ZM249 6H251V5H249ZM260 6H261V5H260ZM5 7H6V6H5ZM59 7H61V6H59ZM68 7H69V6H68ZM75 7H77V5H76ZM79 7H80V6H79ZM81 7H82V6H81ZM170 7H171V5H170ZM170 7H169V8H170ZM184 7H185V5H183V9H184ZM202 7H203V6H202ZM204 7H205V6H204ZM207 7H208V6H207ZM207 7H205V8H207ZM209 7H210V5H209ZM214 7H215V6H214ZM214 7H213V5H212V8H214ZM218 7H219V6H218ZM230 7H229V8H230ZM246 7H245V10L248 9V8L246 9ZM254 7H255V5H254ZM254 7H252V8H254ZM1 8H2V7H1ZM1 8H0V9H1ZM63 8H64V7H63ZM166 8H167V7H166ZM169 8H168V9H169ZM186 8H188V7L186 6L185 9H186ZM196 8H199V7H196ZM219 8H220V7H219ZM241 8H242V7H241ZM250 8H251V7H249V9H250ZM255 8H256V9H255ZM255 8H254L255 10L264 9V7H262V6H261L260 8H259V6H258V7H255ZM258 8H259V9H258ZM47 9H48V8H47ZM72 9H73V8H72ZM72 9H71V10H72ZM193 9H194V8H193ZM200 9H201V8H200ZM202 9H204V8H202ZM208 9H209V8H208ZM214 9H215V8H214ZM230 9H233V7L230 8ZM4 10H5V9H4ZM82 10H84V9H82ZM91 10H92V9H91ZM169 10H171V9H169ZM205 10H206V9H205ZM222 10H224V9H222ZM227 10H228V7H227ZM233 10H234V9H233ZM2 11H3V10H2ZM2 11H1V12H2ZM76 11H77V10H76ZM188 11L190 12V10H188ZM197 11H199V9H198ZM197 11H196V13H197ZM209 11H212V10L209 9ZM236 11H237L236 9H235L234 12H232V11L230 12V10H229V13H230V14L233 13V15H235V18H237L236 14H237L240 10H238L237 13H236ZM260 11H261V12H264V11H262V10H260ZM4 12L6 13V11H4ZM171 12H172V11H171ZM201 12L203 13V11L200 10V11H199V14H200V15L198 14L199 16L202 15ZM204 12H205V11H204ZM207 12H208V11H207ZM225 12H226V11H225ZM240 12L242 13L243 11H240ZM244 12H246V11H244ZM2 13H3V12H2ZM79 13H80V12H79ZM186 13H187V12H186ZM193 13H195V10H193ZM250 13H251V11H250ZM250 13H249V15H250ZM256 13H257V12H256ZM243 14H244V13H243ZM243 14H242V15H243ZM245 14H246V13H245ZM247 14H248V12H247ZM3 15H5V14L3 13ZM192 15H195V14H192ZM198 15H196V16H198ZM238 15H239V13H238ZM258 15H259V14H258ZM7 16H8V15H7ZM63 16H64V15H63ZM202 16H205V15L203 14ZM252 16H253V15H252ZM255 16H256V15H255ZM68 17H69V16H68ZM243 17H244V16H243ZM243 17H242L241 15H239L238 18H240V21H242V20L244 21V19H247V17H246V18H244V19L241 20V18H243ZM253 17H254V16H253ZM4 18H5V17H4ZM7 18H10V17H7ZM220 18H221V17H220ZM223 18H224V17H223ZM238 18H237V19H238ZM259 18H260V17H259ZM22 19H23V18H22ZM70 19H71V18H70ZM216 19H217V18H216ZM218 19H219V17H218ZM218 19H217V20H218ZM233 19H234V16H233ZM248 19H249L250 21L252 20V22H253V19H250L249 17H248ZM256 19H257V18H256ZM18 20H19V19H18ZM24 20H25V19H24ZM24 20H23V21H24ZM30 20H31V19H29V21H30ZM219 20H220V19H219ZM260 20H261V19H260ZM20 21H21V20H20ZM20 21H19V22H20ZM27 21H28V20H27ZM221 21L225 22L224 20H221ZM250 21H249V22H250ZM255 21H256V20H255ZM6 22H8V20H6ZM10 22H11V21H10ZM44 22H45V20H44ZM219 22H220V21H219ZM229 22H230V21H229ZM261 22H262V20H261ZM8 23H9V22H8ZM30 23H31V22H30ZM30 23H29V24H30ZM49 23H50V22H49ZM49 23H48V24H49ZM201 23H203V22H201ZM217 23H218V22H217ZM225 23H226V22H225ZM246 23H247V22H246ZM18 24H19V23H18ZM26 24H27V22H26ZM41 24H42V23H41ZM43 24H44V23H43ZM43 24H42V25H43ZM211 24H212V23H211ZM227 24H228V22H227ZM249 24H251V23H249ZM39 25H40V24H39ZM39 25H37V26H39ZM197 25H198V24H197ZM220 25H221V24H220ZM224 25H225V24H224ZM224 25H223V26H224ZM253 25H254V23H253ZM22 26H23V25H22ZM40 26H41V25H40ZM40 26H39V27H40ZM44 26H46V25H44ZM195 26H196V25H195ZM198 26H201L200 23H199ZM28 27H29V26H28ZM204 27H207V26L205 25V26H203V28H204ZM211 27H212V26H211ZM217 27H218V26H217ZM198 28H200V27H198ZM215 28H216V25H215ZM37 29H38V28H37ZM201 30H202V29H201ZM204 30H205V29L202 30V31H203V35L205 34ZM209 30H210V29H209ZM42 31H45V29H42ZM49 31H50V30H49ZM49 31L46 30L47 33H48ZM39 32H40V31H39ZM200 32H201V31H200ZM207 32H208V31H206V33H207ZM209 32H210V31H209ZM245 32H246V31H245ZM47 33H46V34H47ZM201 33H202V32H201ZM242 33H243V32H242ZM41 34H42V33H41ZM239 34H240V32H239ZM248 34H249V33H248ZM38 35H39V34H38ZM197 35H198V34H197ZM200 35H201V34H200ZM249 35H250V34H249ZM259 40H261V39H259ZM159 41H160V40H159ZM31 42H32V41H31ZM1 43H2V42H1ZM263 43H264V42H263ZM32 44H33V43H32ZM126 45H127V44H126ZM134 50H135V49H134ZM28 51H29V50H28ZM260 51H261V50H260ZM9 53H10V52H9ZM191 53H192V52H191ZM262 53H263V52H262ZM29 54H30V53H29ZM150 54H151V53H150ZM152 54H153V52H152ZM160 54H161V52H160ZM164 54H165V53H164ZM172 54H173V53H172ZM154 55H155V54H154ZM169 55H170V53H169ZM189 55H190V54H189ZM9 56H10V55H9ZM17 56H18V55H17ZM158 56H159V55H158ZM162 56H163V55H162ZM167 56H168V55H167ZM167 56H165V57H167ZM149 57H150V56H149ZM168 57H169V56H168ZM173 57H174V56H173ZM180 57H181V56H180ZM183 57H185V56H183ZM1 58H2V57H1ZM126 58H127V57H126ZM153 58H154V57H153ZM162 58H163V57H162ZM187 58H188V57H187ZM159 59H160V58H158V60H159ZM164 59H165V58H164ZM166 59H167V58H166ZM166 59H165V61H166ZM174 59H175V58H174ZM188 59H189V58H188ZM188 59H187V60H188ZM0 60H1V59H0ZM132 60H133V58H132ZM168 60H169V59H167V61H168ZM170 60H171V59H170ZM172 60H173V59H172ZM190 60H191V59H190ZM204 60H205V59H204ZM259 60H261V59H259ZM159 61L162 62V60H159ZM0 62H1V61H0ZM7 62H10V61H7ZM7 62H6V64H7ZM133 62H134V61H133ZM170 62H171V61H170ZM172 62H174V61H172ZM257 62H258V60H257ZM16 63H17V62H16ZM141 63H142V62H141ZM152 63H153V62H152ZM155 63H156V62H155ZM166 63H167V62H166ZM191 63H192V62H191ZM201 63H202V62H201ZM9 64H10V63H9ZM42 64H43V63H42ZM156 64H157V63H156ZM156 64H155V67H158V65H156ZM159 64H160V62H159ZM162 64H163V62H162ZM193 64H194V63H193ZM193 64H192V65H193ZM204 64L206 65V63H204ZM239 64H240V63H239ZM259 64H260V63H259ZM11 65H12V64H11ZM14 65H15V63H14ZM17 65H18V64H17ZM50 65H51V64H50ZM145 65H146V64H145ZM145 65H144V66H145ZM164 65H165V64H164ZM175 65H176V64H175ZM190 65H191V64H190ZM6 66L8 67V64H7ZM51 66H52V65H51ZM152 66H153V65H152ZM244 66H246V65H244ZM253 66H254V65H253ZM2 67H5V66L2 65ZM10 67H11L10 69L13 68L12 66H10ZM65 67H66V66H65ZM141 67H142V66H141ZM148 67H149V66H148ZM196 67H198V65H197ZM211 67H212V66H211ZM211 67H210V68H211ZM242 67H243V66H242ZM144 68H145V67H144ZM236 68H237V67H236ZM244 68H245V67H244ZM250 68H251V66H250ZM254 68H255V67H254ZM1 69H3V68H1ZM7 69H8V68H7ZM10 69H9V70H10ZM20 69H22V67H21ZM68 69H69V68H68ZM156 69H157V70H156L157 74H161V73L163 72L162 69H160V68H156ZM171 69H172V68H171ZM200 69H201V68H200ZM202 69H203V68H202ZM213 69H214L213 71H214V73H215V70H216V69H215L214 67H213ZM258 69H259V68H258ZM258 69H256V70H258ZM9 70H8V71H9ZM119 70H120V69H119ZM141 70H142V69H141ZM168 70H169V69H168ZM189 70H190V69H189ZM189 70H188V71H189ZM211 70H212V68H211ZM251 70H252V69H251ZM0 71H2V70H0ZM4 71H5V70H4ZM195 71H196V70H195ZM200 71H201V70H200ZM204 71H205V70H204ZM221 71H222V70H221ZM221 71H220V72H221ZM235 71H236V70H235ZM13 72H14V71H13ZM126 72H127V71H126ZM166 72H167V71H166ZM232 72H233V71H232ZM236 72H237V71H236ZM250 72H252V71H250ZM254 72H257V71H254ZM254 72H253V73H254ZM48 73H49V72H47V74H48ZM118 73H119V72H118ZM121 73H122V72H121ZM121 73H120V74H121ZM163 73H164V72H163ZM52 74H54V73H52ZM129 74H131V73L129 72ZM177 74H178V73H177ZM223 74H224V73H223ZM0 75H1V73H0ZM3 75H4V73H3ZM6 75H8V74H6ZM68 75H69V74H68ZM71 75L73 76V74H71ZM122 75H123V74H122ZM122 75H121V76H122ZM126 75H127V73H126ZM151 75H152V74H151ZM164 75H166V76L168 77V78L166 77L167 79L171 80V78H172V73H170V71H169V73H164ZM174 75H175V74H174ZM231 75H232V74H231ZM241 75H242V74H241ZM241 75H240V76H241ZM245 75H246V74H245ZM253 75H254V74H253ZM8 76H10V75H8ZM8 76H7V77H8ZM49 76H50V75H49ZM74 76H75V78H76V75H74ZM77 76H79V75H77ZM80 76H81V75H80ZM80 76H79V77H80ZM123 76H124V75H123ZM123 76H122V77H123ZM132 76H133V75H132ZM152 76H153V75H152ZM155 76H156V75H155ZM214 76H216V74H215ZM256 76H257V75H256ZM2 77H5V76H2ZM31 77H32V76H31ZM45 77H46V76H45ZM61 77L63 78V76H61ZM70 77H71V76H70ZM124 77H125V76H124ZM157 77H159V76H157ZM157 77H156V78H157ZM161 77H162V76H161ZM189 77H190V76H189ZM13 78H14V77H13ZM16 78H17V77H16ZM22 78H23V77H22ZM62 78H61V79H62ZM73 78H74V77H73ZM126 78H129V75L126 76ZM133 78H134V77H133ZM173 78H174V77H173ZM173 78H172V80H173ZM217 78H219V77L216 76V79H217ZM233 78H234V77H233ZM263 78H264V77H263ZM8 79H10V78H8ZM17 79H18V78H17ZM38 79H39V78H38ZM58 79H59V78H58ZM135 79H136V78H135ZM135 79H134V80H135ZM159 79H160V78H158V80H159ZM188 79H190V78H188ZM214 79H215V78H214ZM231 79H232V78H231ZM237 79H238V78H237ZM242 79H243V78H242ZM23 80H24V79H23ZM70 80H72V78H71ZM70 80H69V76H68V80H65L66 83H65L64 85H69V84H70V86H71V82H74V84H75V81H74V80H72V81H70ZM80 80H81V78H80ZM130 80H131V79H130ZM181 80H182V79H181ZM201 80H202V79H201ZM229 80H230V79H229ZM240 80H241V79H240ZM9 81H14V79L9 80ZM25 81H26V80H25ZM40 81H41V80H40ZM48 81H49V80H48ZM59 81H60V80H59ZM59 81H58V82H59ZM78 81H79V80H78ZM84 81H85V80H84ZM86 81L88 82V80H86ZM86 81H85V82H86ZM131 81H133V80H131ZM173 81H175V79H174ZM173 81H172V82H173ZM217 81H219V80H217ZM221 81H222V80H221ZM234 81H235V80H234ZM241 81H243V80H241ZM249 81H250V80H249ZM7 82H8V81H7ZM51 82H52V81H51ZM79 82H80V81H79ZM82 82H83V79H82ZM87 82H86V83H87ZM194 82H195V81H194ZM212 82H213V81H212ZM225 82H227V81H225ZM253 82H254V81H253ZM8 83L10 84L11 82H8ZM20 83H21V82H20ZM29 83H31V81H30ZM48 83H49V82H48ZM53 83H54V81H53ZM61 83H62V82H61ZM175 83H176V82H175ZM189 83H190V82H189ZM189 83H188V84H189ZM204 83H205V82H204ZM216 83H217V82H216ZM216 83H215V84H216ZM247 83H249V82H247ZM251 83H252V82H251ZM255 83L257 84V82H255ZM14 84H17V83H13V88H16V89H17L18 87H17V86L14 87ZM36 84H37V83H36ZM39 84H40V83H39ZM77 84H78V83H77ZM80 84H81V82H80ZM83 84H84V83H83ZM157 84H158V83H157ZM173 84H174V83H173ZM212 84H213V83H212ZM225 84H228V83H225ZM233 84H234V83H233ZM258 84H259V83H258ZM20 85H21V84H20ZM29 85H30V84H29ZM32 85H33V83H32ZM34 85H35V84H34ZM72 85H73V84H72ZM75 85H76V84H75ZM86 85H87V84H86ZM153 85H154V84H153ZM191 85H192V84H191ZM194 85H195V84H194ZM199 85H200V84H199ZM219 85H221V84H219ZM242 85H245V84L243 83ZM247 85H248V84H247ZM247 85H246V86H247ZM11 86H12V84L10 85L9 88H11ZM27 86H28V85H27ZM60 86H61V85H60ZM62 86H63V85H62ZM76 86H77V85H76ZM80 86H81V85H80ZM160 86H161V85H160ZM213 86H214V85H213ZM237 86H238V85H237ZM251 86L253 87L254 85L251 84ZM251 86H250V87H251ZM20 87H21V86H19V88H20ZM33 87H34V86H33ZM51 87H53V86H51ZM72 87H73V86H71L70 89H69V87H68L67 89H69L70 91L73 92V93H72V92H70V93L74 94L76 91H73V89H76V90H77V88L74 87V88L72 89ZM82 87L85 88L84 85L81 86V88H82ZM86 87H87V86H86ZM177 87H178V86H177ZM260 87H264V86H263L262 84H260ZM6 88H8V87L6 86ZM22 88H23V87H22ZM55 88H56V87H55ZM62 88H63V87H62ZM81 88H80V89H81ZM89 88H90V87L88 86V88H86V89L88 90ZM205 88H206V87H205ZM240 88H241V87H240ZM254 88H256V87H254ZM51 89H52V88H51ZM78 89H79V88H78ZM157 89H158V88H157ZM193 89H194V88H193ZM227 89H228V88H227ZM243 89H244V88H243ZM256 89H258L260 92H261V91L264 92V89H263V88H261V90H260V88L257 87ZM256 89H255V90H256ZM8 90H9V89H8ZM8 90H7V91H8ZM14 90H15V89H14ZM18 90H19V89H18ZM69 90H68V93H69ZM84 90H85V89H84ZM84 90H83V91H84ZM178 90H180V89H178ZM197 90H198V89H197ZM207 90H208V88H207ZM207 90H206V91H207ZM241 90H242V88L239 89V91H241ZM252 90H253V89H252ZM252 90H250V91H252ZM258 90H257V92H258ZM5 91H6V90H5ZM20 91H21V90H20ZM37 91H38V90H37ZM61 91H62V90H61ZM85 91H86V90H85ZM90 91H91V90H90ZM90 91H89V92H90ZM208 91H211V90H208ZM218 91H219V90H218ZM232 91H233V90H232ZM239 91H238V92H239ZM58 92H60V91L58 90ZM77 92L80 93V90H77ZM77 92H76L75 94L78 95L79 93H77ZM86 92H87V95H89V94H88V91H86ZM164 92H165V91H164ZM197 92H199V91H197ZM197 92H196V94H197ZM214 92H215V91H214ZM238 92H237V93H238ZM254 92H255V91H253V93H254ZM15 93H16V92L14 91V93H13L14 96L16 95ZM30 93H31V92H30ZM70 93H69V94H70ZM83 93H84V92H83ZM95 93H96V92H95ZM95 93L92 91L91 94H95ZM205 93H206L205 95H207V92H205ZM217 93H218V92H217ZM241 93H242V92H241ZM241 93H240V95H241ZM248 93H249V92H248ZM248 93H247V94H248ZM250 93H251V92H250ZM250 93H249V94H250ZM32 94H33V93H32ZM41 94H42V93H41ZM58 94H59V93H58ZM60 94H61V93H60ZM64 94H65V96H66V91H65V93L63 92L61 96H63ZM81 94H82V93H80L79 96H80ZM84 94H85V93H84ZM167 94H168V93H167ZM170 94H171V93H170ZM202 94H203V93H202ZM208 94H209V93H208ZM238 94H239V93H238ZM251 94H252V93H251ZM251 94H250V96H251ZM19 95H20V94H19ZM42 95H45V94H42ZM77 95H75V96L78 97V99L74 98V100H78V102H76V104H77V105H80V109H82V111H83V110L86 111V113H85L84 115L91 113V114H89V115H92V116H90V118L92 117L93 122H94L96 125L93 124V127H89V126H90V125H89L88 128L84 127V128H86L85 131H87V135L84 134V133H82L83 131L80 130V127H81V126L78 127V129L75 128L74 130H73V126L70 127V129L72 128V130H70V129H68V128H65L66 124H65L64 121L55 122L56 124L53 125V126L51 125L50 127H52V128L55 127L57 130H58V129H59V130H62V131H63V134H61V135H62V143H63L62 145H63V148H64V145H65V146L67 147V150H68L70 153H72V154L77 155V156L80 157V156H82V154H87V155H88L89 151L93 148V147H92V144H91V141H93V139H95V138H96V139H99L98 137H100L101 139H108V138H110V136L113 137V136H112L113 133H112V131H111L112 129H110L111 127H107L106 125H108V124H107L108 122H109V124L111 123V124H110L111 126H112V124H113V125H114V124L116 125L117 123H115V120H113V118L117 117V115H119V114L117 113L116 116H115V114H114V115H113V114H109L111 111H112L111 113H115V112H114V111H115V110H114V107L111 106L112 104L109 105V107H108L107 109H109V108H110V109H109L108 112H106V113L109 114L108 117H109V116H110V117L113 116V118H111V119L109 118V120H110V121L113 120L112 122H114V123H112V122H110V121L107 122V119H108V118H107V117H106V118H103L106 114H103L104 116L102 117V115L100 116L99 113H98L99 110H101V111H99V112H101V113H102V111L104 110V113H105V110H106L105 108H106V106L104 107V105H103V104L105 103V101L102 103L103 100L100 98V99H101V103L99 102L100 104H98V106H97V107H98V111H96V110H97V107L95 106L94 109H96V110H94V109H92V108H93L92 106H94V105H96V104L98 103V102H95V100H96L97 98H99V97L95 98V96L93 95V97H94L95 99L93 98L94 101H91L92 99H91V100L88 99V98H90L89 96L86 97V95H84V96L86 97V98H84V99H86V100H83L82 97H79V96H77ZM98 95H99V94H98ZM210 95L213 96L214 94H210ZM210 95H209V96H210ZM216 95H217V94H216V92H215V99H216ZM221 95H222V94H221ZM230 95H231V94H230ZM262 95H263V94H262ZM7 96H8V95H7ZM11 96H12V95H11ZM17 96H18V95H17ZM70 96H71V99H72V95H71V94H70ZM70 96L68 95V96H67V99H68ZM75 96L73 95V97H75ZM82 96H83V95H82ZM207 96H208V95H207ZM219 96H220V95H219ZM243 96H244V94H243ZM245 96H247L246 93H245ZM245 96H244V97H245ZM18 97H19V96H18ZM43 97H44V96H43ZM106 97H108V96H106ZM204 97H205V96H203V98H204ZM220 97H221V96H220ZM220 97H218L219 99H218V98H217V99H218V100H222ZM222 97L225 98V96H222ZM235 97H236V95L234 96V98H235ZM238 97H239V96H238ZM238 97H237V98H238ZM251 97H253V96H251ZM262 97H263V96H262ZM9 98H10V97H9ZM12 98H13V97H12ZM63 98H64V97H63ZM91 98H92V97H91ZM108 98H109V97H108ZM263 98H264V97H263ZM263 98H262V99H263ZM18 99H19V98H18ZM47 99H48V98H47ZM49 99H50V98H49ZM110 99H111V98H110ZM209 99H210V98H209ZM212 99H213V98H212ZM227 99H228V98H227ZM231 99H232V98H231ZM231 99H229V100H231ZM239 99H240V98H239ZM239 99H236V101L238 100L237 102H239ZM253 99H254V98H253ZM262 99H260V100H262ZM14 100H15V99H14ZM29 100H30V99H29ZM42 100H43V99H42ZM44 100H45V99H44ZM57 100H58V99H57ZM59 100H60L61 103L68 102V100H64L65 102H62V101H61V100H63V99H59ZM74 100H73V99L70 100V98H69V101H70V102H69L68 104H70V103H71L72 101H74ZM87 100H90L91 102L89 101L90 103L88 104V101H87ZM113 100H114V99H113ZM202 100H204V99H202ZM213 100H214V99H213ZM223 100H225V99H223ZM23 101H24V100H23ZM31 101H32V100H31ZM99 101H100V100H99ZM106 101H107L108 104H110V101L108 102V99H107ZM115 101H116V100H115ZM115 101H114V102H115ZM119 101H120V100H119ZM206 101H207V99H206ZM209 101H211V100H209ZM233 101H234V100H233ZM236 101H235V102H236ZM241 101L244 102L245 100H241ZM246 101H247V100H246ZM251 101H252V100H251ZM251 101H250V102H251ZM254 101H255V100H254ZM44 102H45V101H44ZM44 102L42 101L43 105H44ZM50 102H52V100H51ZM57 102H59V101H57ZM57 102H56V103H57ZM60 102H59V103H60ZM92 102H93V103H92ZM94 102H95V104H94ZM221 102H222V101H221ZM224 102H225V101H224ZM231 102H232V101H231ZM255 102H256V101H255ZM15 103H16V102H15ZM38 103H40V102L38 101ZM38 103H36V104H38ZM56 103L54 102L53 104L57 105L58 103H57V104H56ZM72 103H74V102H72ZM119 103H120V102H119ZM204 103H205V102H204ZM207 103H209V102H207ZM240 103H241V102H240ZM244 103H248V102H244ZM244 103H243V105H244V106H247V105H245ZM263 103H264V101H263ZM16 104H17V103H16ZM18 104H19V103H18ZM34 104H35V103H34ZM76 104H75V105H76ZM92 104H93V105H92ZM108 104H107V105H108ZM117 104H118V103H117ZM225 104H226V103H225ZM230 104H231V103H230ZM252 104H253V103H252ZM259 104H260V103H259ZM13 105H14V104H13ZM23 105H24V104H23ZM27 105H28V104H27ZM29 105L32 106L31 104H29ZM29 105H28V106H29ZM40 105H41V104H40ZM50 105H51V104H50ZM73 105H74V104H73ZM73 105H71V109L69 108L70 110L74 109V108H73V107H74ZM77 105H76V109L79 107V106H77ZM102 105H103V108H104V109L101 107ZM105 105H106V103H105ZM121 105H122V104H121ZM228 105H229V104H228ZM236 105H239V103H236ZM240 105H241V104H240ZM262 105H263V104H262ZM19 106H20V105H19ZM30 106L28 107V109L30 108ZM36 106H37V105H36ZM46 106H47V105H46ZM46 106H44V107L46 108ZM60 106H62V105L60 104ZM72 106H73V107H72ZM99 106H100V107H99ZM110 106H111V107H110ZM225 106H226V105H225ZM230 106H232L231 108H234L232 104H231ZM263 106H264V105H263ZM16 107H17V109H18V106H17V105H16ZM25 107H26V106H25ZM25 107H24V109H25ZM47 107H48V106H47ZM91 107H92V108H91ZM112 107H113V108H112ZM226 107H227V106H226ZM238 107L240 108V106H238ZM238 107H236V108H238ZM256 107H257V106H256ZM32 108H33V107H32ZM62 108H63V107H62ZM88 108H90L92 111L94 110L93 112H94L97 116H93L94 113H93V112H90L91 110L88 111ZM100 108H101V109H100ZM121 108H123V107H121ZM220 108H221V107L217 108V109H219V110H218V111H219V115H221V114H220V111H221V110H222L223 112H224V111L226 112V109H227L228 107L225 108V110H223V108H221V109H220ZM229 108H230V107H229ZM236 108H235V109H236ZM244 108H245V107H243V109H244ZM259 108H260V106H259ZM20 109H21V108H20ZM36 109H37V107H36ZM36 109H35V110H36ZM52 109H53V108H52ZM69 109H68V110H69ZM213 109H214V108H213ZM217 109H216V110H217ZM235 109H234V110H235ZM241 109H242V107H241ZM241 109H240V110H241ZM243 109H242V110H243ZM247 109H248V108H246V111H247ZM260 109H261V108H260ZM260 109H259V112H264V111H262L263 108L261 109V111H260ZM64 110H65V109H64ZM68 110H67V111H68ZM70 110H69V112H70ZM77 110H78V109H77ZM77 110H76V112H77ZM120 110H121V109H120ZM240 110L238 109L239 112H240ZM242 110H241V111H242ZM248 110H249V109H248ZM251 110H252V109H251ZM26 111H27V110H26ZM31 111H32V109H31ZM36 111H37V110H36ZM45 111H47V110H45ZM50 111H51V110H50ZM53 111H54V110H53ZM79 111H80V110H79ZM79 111H78L77 113H78V114L80 113L79 115H80L81 117L83 116L82 118H84V115L81 114V113H83V112H79ZM106 111H107V110H106ZM109 111H110V112H109ZM116 111H117V110H116ZM123 111H124V110H123ZM218 111H217V112H218ZM232 111H233V110H232ZM235 111H236V110H235ZM243 111H244V110H243ZM38 112H39V110H38ZM38 112H37V113H38ZM40 112H41V110H40ZM40 112H39V113H40ZM54 112L56 113V109H55ZM61 112H62V111H61ZM63 112H65V111H63ZM73 112H74V111L72 110V114H73ZM88 112H89V113H88ZM213 112H216V111L214 110ZM248 112H250V110H249ZM257 112H258V109H257ZM37 113H36V114H37ZM45 113H46V112H45ZM45 113H44V114H45ZM57 113H58V111H57ZM57 113H56V114H57ZM77 113H76V116H77ZM92 113H93V114H92ZM97 113H98V114H97ZM101 113H100V114H101ZM226 113H227V112H226ZM228 113H230V112H228ZM231 113H232V112H231ZM231 113H230V114H231ZM235 113H236V112H235ZM240 113H242V112H240ZM24 114H25V113H24ZM28 114H29V113H28ZM70 114H71V113H70ZM74 114H75V113H74ZM74 114L71 115V116H74ZM95 114H94V115H95ZM215 114H216V113H214L213 115L215 116ZM217 114H218V113H217ZM233 114H234V113H233ZM252 114H253V113H252ZM30 115H32V114H30ZM33 115H35V114H33ZM38 115H39V114H38ZM51 115H52V114H51L50 112H47L46 116L44 115V117L48 120V122L53 120V118H51ZM62 115H63V114H62ZM62 115H61V117H62ZM79 115H78V118L76 117V119H79V118H80ZM111 115H112V116H111ZM213 115H212V116H213ZM219 115H217V117H218ZM225 115H226V114H225ZM225 115H223V116H225ZM228 115H229V114H228ZM228 115H226V116H228ZM234 115H236V114H234ZM42 116H43V115H41V117H42ZM52 116H53V115H52ZM56 116H57V115H56ZM59 116H60V115H59ZM69 116H70V115H69ZM69 116H67V117H69ZM114 116H115V117H114ZM121 116H122V115H121ZM123 116H125V115H123ZM231 116H232V115H231ZM238 116H239V115H238ZM240 116H241V115H240ZM242 116H243V115H242ZM248 116H249V115H248ZM248 116H246V117H248ZM25 117H26V116H25ZM38 117H39V116H38ZM38 117H37V118H38ZM44 117H43V118H44ZM140 117H141V116H140ZM221 117H222V116H221ZM232 117H234V116H232ZM31 118H32V117H31ZM34 118H36V117H34ZM37 118H36V119H37ZM63 118H64V115H63ZM63 118H60V119H63ZM73 118H75V116H74ZM82 118H80V119H82ZM85 118H86V117H85ZM90 118H87V119H90ZM100 118H101V119H100ZM118 118H119V116H118ZM212 118H214V117H212ZM223 118L225 119V117H223ZM32 119H33V118H32ZM51 119H52V120H51ZM57 119H59V118H57ZM80 119H79V120H80ZM92 119H91V120H92ZM99 119H100V124H101V120L106 119V121H105L106 123H104V124H105L104 126H103L102 124H101L102 126H101V125H98ZM215 119H216V118H215ZM219 119H220V118H219ZM221 119H222V118H221ZM43 120H44V119H43ZM79 120H78V121H79ZM122 120H123V119H122ZM131 120H132V119H131ZM226 120H227V119H226ZM67 121H70L71 124H73V123H72L73 121H71V118H70V120L67 118ZM74 121H75V120H74ZM80 121L82 122V120H80ZM83 121H85V120H83ZM87 121H88V120H87ZM89 121H90V120H89ZM214 121H215V120H214ZM37 122H38V121H37ZM37 122H36V123H37ZM44 122H45V121H44ZM81 122H80V123H81ZM103 122H104V120H103ZM117 122H118V121H117ZM28 123L30 124V122H28ZM50 123H51V122H50ZM80 123H78V124H80ZM82 123H83V122H82ZM118 123H120V122H118ZM126 123H127V122H126ZM223 123H224V121H223ZM40 124H41V123H40ZM67 124H68V123H67ZM71 124H69V125H71ZM86 124H87V123H86ZM129 124H130V123H129ZM133 124H135V122H134ZM141 124H142V123H141ZM211 124H212V123H211ZM7 125H8V123H7ZM9 125H10V124H9ZM9 125H8V126H9ZM30 125H31V124H30ZM35 125H36V124H35ZM42 125H43V124H42ZM73 125H74V124H73ZM83 125H84V123H83ZM87 125H88V124H87ZM91 125H92V124H91ZM110 125H108V126H110ZM119 125H120V124H119ZM212 125H213V124H212ZM242 125H243V124H242ZM75 126H77V124H76ZM75 126H74V127H75ZM84 126H85V125H84ZM120 126H121V125H120ZM123 126H124V125H123ZM130 126H136V125H130ZM138 126H139V124H138ZM209 126H210V125H209ZM217 126H219V125H217ZM9 127H10V126H9ZM27 127H28V126H27ZM114 127L117 128L118 126H117V127L114 126ZM114 127H113V128H114ZM143 127H144V126H143ZM143 127H142V128L140 127V128L143 129ZM211 127H212V126H211ZM214 127H215V126H214ZM33 128H34V127H33ZM120 128H124V127H120ZM240 128H241V127H240ZM27 129H28V128H27ZM31 129H32V128H31ZM31 129H30V130H31ZM37 129H38V128H37ZM37 129H35V131H36ZM43 129H44V127H43ZM124 129H125V128H124ZM128 129H129V126H128ZM210 129H211V128H210ZM237 129H238V128H237ZM41 130H42V129H41ZM57 130H56V131H57ZM133 130H134V131H135V130L138 131L137 129H134V128H133ZM146 130H148V128H147ZM214 130H215V129H214ZM31 131H32V130H31ZM31 131H30V132H31ZM119 131H120V130H119ZM121 131H122V130H121ZM121 131H120V132H121ZM139 131H140V130H139ZM141 131H142V130H141ZM5 132H6V131H5ZM27 132H29V130H28ZM42 132H43V131H42ZM45 132H46V131H45ZM60 132H61V131H60ZM64 132H65V133H64ZM115 132H116V131H115ZM115 132H114V134H115ZM124 132H125V131H124ZM130 132H131V131H130ZM130 132H129V133H130ZM142 132H143V131H142ZM146 132H148V131H146ZM146 132H144V133H146ZM31 133H32V132H31ZM122 133H123V132H122ZM138 133H139V132H138ZM153 133H154V132H153ZM161 133H162V132H161ZM166 133H167V131H166ZM40 134H41V132H40ZM46 134H47V132H46ZM48 134H49V133H48ZM54 134H55V133H54ZM59 134H60V133H59ZM119 134H120V133H119ZM130 134H131V133H130ZM133 134H134V132L132 133V135H133ZM192 134H193V133H192ZM6 135H7V134H6ZM33 135H34V134H33ZM33 135H32V136H33ZM41 135H42V134H41ZM41 135H40V136H41ZM43 135L46 136L44 133H43ZM52 135H53V134H52ZM122 135H123V134H122ZM126 135H127V134H126ZM135 135H137V133H135ZM142 135H143V134H142ZM142 135H141V136H142ZM165 135H167V134H165ZM168 135H169V134H168ZM36 136H37V134H36ZM58 136H59V135H58ZM87 136H88L89 138L91 137L92 140H90ZM138 136H139V135H138ZM138 136H137V137H138ZM144 136H145V135H144ZM190 136H191V135H190ZM28 137H29V136H28ZM38 137H39V136H38ZM46 137L49 138V136H46ZM46 137H45V138H46ZM50 137H52V136H50ZM123 137H124V136H123ZM123 137H122V138H123ZM126 137H127V136H126ZM131 137H132V136H131ZM134 137H135V136H134ZM137 137H136V139H134V140H137ZM149 137H150V136H149ZM152 137H153V136H152ZM168 137H169V136H168ZM31 138H32V137H31ZM31 138H29V139H31ZM34 138H36L35 135H34L33 139H34ZM39 138H40V137H39ZM54 138H55V136H54ZM54 138H53V140L56 141ZM59 138H60V137H59ZM114 138H115V137H114ZM120 138H121V137H120ZM128 138H129V135H128ZM132 138H133V137H132ZM142 138H143V136H142ZM76 139L79 140V142H80V146H76V145H75V140H76ZM111 139H112V138H111ZM111 139H109V140H111ZM138 139H139V138H138ZM154 139H155V138H154ZM173 139H174V137H173ZM190 139H191V138H190ZM42 140H43V139H42ZM47 140H48V139H47ZM59 140H60V139H59ZM109 140H108V141H109ZM112 140H113V139H112ZM112 140H111V142H112ZM120 140H121V139H120ZM39 141H41V140L39 139ZM45 141H46V140H45ZM97 141H98V140H97ZM162 141H165V140H162ZM162 141H161V142H162ZM29 142H31V140H30ZM47 142H48V141H47ZM49 142H50V140H49ZM76 142H77V141H76ZM99 142H100V141H99ZM130 142H131V140H130ZM165 142H166V141H165ZM172 142H173V141H172ZM176 142H178V141H176ZM39 143H41V142H39ZM42 143H43V141H42ZM42 143H41V144H42ZM116 143H117V141H116ZM119 143H120V142H119ZM126 143H127V142H126ZM137 143L140 144V141L137 142ZM153 143H155V142L153 141ZM232 143H233V142H232ZM56 144H57V143H56ZM76 144H77V143H76ZM99 144H100V143H99ZM101 144H102V143H101ZM120 144H121V143H120ZM123 144H124V143H123ZM151 144H152V140H151ZM156 144H157V143H156ZM161 144H162V143H161ZM166 144H167V143H166ZM43 145H44V144H43ZM57 145H58V144H57ZM62 145H61V146H62ZM132 145H133V144L131 143V145H128V146H132ZM134 145H135V144H134ZM134 145H133V146H134ZM137 145H138V144H137ZM137 145H136V146H137ZM40 146H41V145H40ZM99 146H100V145H99ZM107 146H108V145H107ZM111 146H113V144H111ZM114 146H116V145L114 144ZM114 146H113V147H114ZM121 146H122V145H121ZM124 146H125V145H124ZM133 146H132V148H133ZM139 146H140V145H139ZM154 146H155V145H154ZM163 146H164V144H163ZM163 146H162V147H163ZM165 146H166V145H165ZM170 146H171V145H170ZM180 146H181V145H180ZM184 146H185V145H184ZM43 147H44V146H43ZM94 147H95V146H94ZM116 147H117V146H116ZM140 147H141V146H140ZM140 147H138V148L140 149ZM189 147H191V146H189ZM53 148H55V147H53ZM61 148H62V147H61ZM97 148H98V147H97ZM99 148H100V147H99ZM165 148H166V147H165ZM165 148H164V150H165ZM167 148H168V146H167ZM170 148H171V147H170ZM39 149H40V148H39ZM94 149H95V148H94ZM105 149H106V148H105ZM113 149H115V148H113ZM126 149H127V148H126ZM139 149H138V150H139ZM187 149H188V148H187ZM43 150H44V149H43ZM43 150H42V151H43ZM63 150H64V149H63ZM65 150H66V148H65ZM65 150L62 151V152H65ZM96 150H98V149H96ZM100 150H101V149H100ZM116 150H117V149H116ZM140 150H141V149H140ZM154 150H156V149H153V151H154ZM166 150H167V149H166ZM52 151H55V152H56V150H54V149H52ZM57 151L59 152L60 150L58 149ZM101 151H102V150H101ZM108 151H110V149H109ZM108 151H107V153H110V152H108ZM114 151H115V150H114ZM121 151H122V150H121ZM121 151H120V152H121ZM157 151H158V150H157ZM161 151H162V150H161ZM174 151H175V150H174ZM174 151H173V152H174ZM180 151H181V150H180ZM188 151H189V150H188ZM190 151H191V150H190ZM255 151H256V150H255ZM24 152H25V151H24ZM27 152H28V153H26V154H28V155H29V154H32V155H33V153H34V152H33V153H30L29 151H27ZM44 152H45V151H44ZM58 152H57V153H58ZM60 152H61V151H60ZM87 152H88V153H87ZM99 152H100V151H99ZM125 152H126V151H125ZM130 152H131V151H130ZM148 152H149V151H148ZM171 152H172V151H171ZM177 152H178V151H177ZM95 153H96V152H94L93 156H94V155L96 156ZM97 153H98V152H97ZM113 153H114V152H113ZM117 153H118V151H117ZM132 153H133V152H132ZM160 153H161V152H160ZM160 153H159V158H161V157H160V156H161ZM163 153L166 154L165 152H163ZM9 154H10V153H9ZM124 154H125V153H124ZM157 154H158V153H157ZM157 154H156V155L154 154V156L156 157ZM171 154H172V153H171ZM179 154H180V153H179ZM32 155H30V156H32ZM58 155H60V154H58ZM61 155H62V154H61ZM61 155H60V156H61ZM63 155H65V153H64ZM106 155H107V154H106ZM108 155H109V154H108ZM128 155H129V154H128ZM150 155H151V154L149 153V156H150ZM174 155H175V154H174ZM174 155H173V156H174ZM181 155H182V154H181ZM192 155H193V154H192ZM207 155H208V153H207ZM212 155H213V154H212ZM246 155H247V154H246ZM246 155L244 154V157H243V158H247ZM5 156H6V155H5ZM24 156H25V154H24ZM67 156H68V154L65 156V158H66ZM90 156H91V155H88V157H90ZM95 156H94V158H95ZM152 156H153V154H152ZM163 156H164V155H163ZM165 156H166V155H165ZM168 156H169V154H168ZM173 156H172V157H173ZM179 156H180V155H179ZM194 156H195V154H194ZM197 156H198V155H197ZM26 157H27V155H26ZM62 157H63V156H62ZM98 157L100 158V156H98ZM102 157H103V156H102ZM155 157H154V158H155ZM174 157H175V156H174ZM206 157H207V156H205V159H206ZM0 158H3V157H0ZM36 158H37V157H36ZM67 158L69 159V157H67ZM75 158H76V157H75ZM75 158H74V159H75ZM141 158H142V157H141ZM141 158H140V159H141ZM166 158H167V157H166ZM187 158H188V157H187ZM203 158H204V156H203ZM31 159H32V157H31ZM34 159H35V158H33V161H34ZM37 159H38V158H37ZM37 159H35V160H37ZM76 159H77V158H76ZM169 159H170V158H169ZM169 159H168V160H169ZM178 159H180V158H178ZM178 159H177V161H178ZM194 159H195V158H194ZM196 159H197V158H196ZM209 159H210V158H209ZM212 159H213V158H212V156H211V160H212ZM247 159H248V158H247ZM38 160H39V159H38ZM78 160H80V158H79ZM78 160H76L75 165L78 164V162H80V161H78ZM102 160H103V159H102ZM160 160H161V159H160ZM163 160H164V158H163ZM165 160H166V159H165ZM165 160H164V161H165ZM168 160H166V161H168ZM174 160H175V159H174ZM180 160H181V159H180ZM66 161H67V160H66ZM69 161H70V160H69ZM74 161H75V160H74ZM106 161H107V160H106ZM164 161H163V162H164ZM182 161H184V160H182ZM207 161H208V160H207ZM0 162H1V160H0ZM64 162H65V160H63V163H64ZM107 162H108V161H107ZM174 162H175V161H174ZM184 162H186V161H184ZM188 162H190V160L187 161V163H188ZM193 162H194V161H193ZM197 162H198V161H197ZM197 162H196V163H197ZM199 162H200V161H199ZM199 162H198V163H199ZM202 162L204 163V161H202ZM1 163H2V162H1ZM36 163H37V165H38V164L41 165L39 161H37ZM66 163H67V162H66ZM71 163H72V162H71ZM71 163H70V164H71ZM84 163H85V162H84ZM86 163H87V162H86ZM88 163H89V162H88ZM95 163H98V161L95 162ZM112 163H113V162H112ZM112 163H110V165H111ZM176 163H177V162H176ZM205 163H206V161H205ZM205 163H204V164H205ZM211 163H212V161H211ZM214 163H215V162H214ZM34 164H35V161H34ZM89 164H91V163H89ZM89 164H88V165H89ZM121 164H122V163H121ZM123 164H124V163H123ZM169 164H170V162H169ZM179 164H180V163H179ZM201 164H202V163H201ZM201 164H200V165H201ZM216 164H217V166H219V167L221 166L220 164L218 165V163H216ZM39 165H38V166H39ZM72 165H73V164H72ZM108 165H109V164H108ZM117 165H118V164H117ZM207 165H208V164H207ZM207 165H206V166H207ZM170 166H171V165H170ZM186 166H187V165H186ZM191 166H192V165H191ZM194 166H196V165H194ZM201 166H202V165H201ZM204 166H205V165H204ZM204 166H203V167H204ZM215 166H216V165H215ZM66 167H67V166H66ZM76 167H78V166H76ZM81 167H83V165H80V166H79V169H80ZM84 167H85V166H84ZM84 167H83V168H84ZM171 167H172V166H171ZM180 167H181V166H180ZM198 167H200V166H198ZM219 167H218V168H219ZM71 168H72V167H71ZM74 168H75V167H74ZM83 168H81V171H82ZM86 168H88V167H86ZM125 168H126V167H125ZM129 168H130V167H129ZM174 168H176V167H174ZM181 168H182V167H181ZM190 168H191V167H190ZM193 168H194V167H193ZM200 168H201V167H200ZM208 168H209V167H208ZM210 168H212V167H210ZM218 168H217V169H218ZM222 168H223V167L221 166L219 169H221L223 172L220 171V174H218V175H222V174H223L224 176H225V175L227 176V174H229L228 177H227V179L229 178V176L232 177V173H227V172H230V171L232 170V172L234 173V170H233V169H231L230 171H228L230 168H227V171H226V168H225V169H224V168L222 169ZM76 169L78 170V168H76ZM89 169H91V168H89ZM89 169H88V170H89ZM176 169H177V168H176ZM191 169H192V168H191ZM21 170H22V169H21ZM83 170H86V169H83ZM110 170H111V169H110ZM189 170H190V169H187V171H189ZM197 170H199V169L197 168ZM16 171H18V170H16ZM16 171H15V173H17ZM67 171H68V169H67ZM73 171L75 172V170H73ZM73 171H71V172H73ZM116 171H117V170H116ZM137 171H138V170H137ZM176 171H177V170H176ZM176 171H175V172H176ZM185 171H186V170H185ZM206 171H207L206 168H205V170H204V168H202V170H201V171L199 170L197 173H200V175H201L202 173H205V174L208 175V172H213V174H214V172H215L216 170H214V169L211 170V169H210V170H208L207 173H206ZM225 171H226V174L224 173ZM74 172H73V173H74ZM82 172H85V171H82ZM82 172H81V173H82ZM87 172H88V171H86V175L88 174V175L90 176V174L87 173ZM89 172H90V170H89ZM91 172H92V171H91ZM125 172H126V171H125ZM135 172H136V171H135ZM161 172H162V171H161ZM189 172H190V171H189ZM217 172H218V171H217ZM15 173H14V174H15ZM19 173H22V172H19ZM81 173H80V174H81ZM131 173H132V172H131ZM183 173L186 175L187 172H183ZM183 173H182V174H183ZM218 173H219V172H218ZM252 173H253V172H252ZM26 174H27V173H26ZM51 174H54V173H51ZM56 174H58V173H55V174H54V175L57 177ZM64 174H65V173H64ZM64 174H63V175H64ZM74 174H75V173H74ZM78 174H79V173H78ZM80 174H79V176H81ZM92 174H93V173H92ZM157 174H158V173H157ZM159 174H160V173H159ZM161 174H162V173H161ZM171 174H172V173H171ZM191 174H193V175L191 176V177H193V176H194V173H191ZM191 174H187V175L190 176ZM195 174H196V172H195ZM235 174H236V173H235ZM253 174H254V173H253ZM17 175H18V174H17ZM31 175H32V173L30 174V177H28V180H30V181H27V176H26L25 174L22 175V176L26 177V181H27V183H28V182H31L30 185H32V182L34 181V179H33V180L30 179V178H31ZM33 175L35 176V173H33ZM63 175H62V176H63ZM65 175H66V174H65ZM72 175H73V174H72ZM106 175H107L108 177L111 176V175L109 176V173L106 174ZM122 175H123V174H122ZM131 175H132V174H131ZM136 175H137V174H136ZM141 175H142V174H141ZM148 175H149V174H148ZM165 175H166V174H165ZM196 175H197V174H196ZM200 175H198V176H200ZM202 175H203V174H202ZM202 175H201V177H202ZM215 175H216V174H215ZM236 175H237V174H236ZM2 176H3V174H2ZM2 176H0V177L3 178L4 176H3V177H2ZM34 176H32V178H33ZM37 176H38V175H36V177H37ZM39 176H40V175H39ZM41 176H42V175H41ZM41 176H40V178L37 177V178H39V181H37V182L43 181L44 177L42 178ZM52 176H53V175H52ZM52 176H51V177H52ZM55 176H54L53 178H56ZM58 176H59V178H58V177H57V178L59 179L58 181L60 182V181H61V180H60V175H58ZM67 176H70V175H67ZM98 176H99V175H98ZM98 176H97V177H98ZM103 176H104V179L107 177V176H105V174H104ZM103 176H102V177H103ZM156 176H157V175H156ZM209 176L211 177L212 175H209ZM234 176H235V175H234ZM237 176H239V175H237ZM247 176H248V175H247V173H246V176H244V177L242 178L241 182H240L241 184H242V182H243V179H245V177H247ZM253 176L255 177L256 175L254 174ZM36 177H34V178H36ZM76 177H78V176H76ZM84 177H85V176H84ZM84 177H83V178H84ZM90 177L93 178L94 175H91ZM97 177H96V179L93 178L92 180H97ZM108 177H107V178H108ZM118 177H119V176H118ZM123 177H124V175H123ZM135 177H137V176H135ZM148 177H149V176H148ZM151 177H152V176H151ZM154 177H155V176H154ZM185 177H187V176H185ZM191 177H190V178H191ZM194 177H195V176H194ZM194 177H193V178H194ZM222 177H223V176H222ZM257 177H258V176H257ZM37 178L35 179V181L37 180ZM65 178H66V176H65ZM65 178H64V179H65ZM73 178H74V177H73ZM80 178H82V177H80ZM99 178H100V177H99ZM110 178H111V177H110ZM110 178H109V179H110ZM125 178H126V177H125ZM163 178H164V177H163ZM168 178H169V177H168ZM181 178H182V176H181ZM188 178H189V177H188ZM190 178H189V179H190ZM196 178H197V177H196ZM216 178H217V176H216ZM224 178H226V177H224ZM224 178H223V179H224ZM233 178H234V177H233ZM236 178H237V177H236ZM238 178L240 179V176H239ZM251 178H253V177H252V174H251V177H250V173H249V177L246 178V181H247V179H248V181H250ZM255 178H256V177H255ZM255 178H253V179L255 180ZM40 179H42V180H40ZM48 179H49V178H48ZM48 179H47V181H48ZM64 179H63V180H64ZM87 179L89 180V178H87ZM100 179H101V178H100ZM100 179H98V180L100 181ZM141 179H142V178H141ZM151 179H152V178H151ZM155 179H156V178H154V180H155ZM169 179H170V178H169ZM186 179H187V178H186ZM191 179H192V178H191ZM200 179H201V178H200ZM203 179H204V178H203ZM212 179H213V178H212ZM229 179H232V178H229ZM229 179H228V180H229ZM234 179H235V178H234ZM239 179H238V180H239ZM258 179H259V178L256 179L257 182H259ZM3 180H4V179H2L1 181H3ZM5 180H6V178H5ZM31 180H32V181H31ZM51 180H52V179H50V181H51ZM54 180H55V179H53V181H51L52 185H54V188H55V186H57V185H59V187L62 186V185H60V183L57 184L56 182H54ZM68 180H69V178H67V181H68ZM71 180H72V179H71ZM71 180H70V181H71ZM92 180H91V181H92ZM105 180H106V179H105ZM107 180H108V179H107ZM107 180H106V182H108L109 184H110V182H111V183L113 182V181H112L113 178H112V180H110V181H107ZM123 180H124V179H123ZM128 180H129V179H128ZM128 180H127V181H128ZM154 180H153V181H154ZM156 180H157V182H158V179H156ZM159 180H160V179H159ZM166 180H167V179H166ZM197 180H198V179H197ZM213 180H216V179L214 178ZM228 180H227V181H228ZM9 181H10V180H9ZM26 181H25V179H24V181H22V182L24 183V182H26ZM73 181H76V179H74ZM84 181H86V180H84ZM84 181H83V183H84ZM99 181H98V182H99ZM131 181H132V179H131ZM134 181H135V180H134ZM134 181H132V182L135 183L136 181H135V182H134ZM164 181H165V180H164ZM168 181H169V180H168ZM168 181H167V182H168ZM175 181H176V180H175ZM188 181H189V180H187V182H188ZM192 181H193V179H192ZM216 181H217V180H216ZM239 181H240V180H239ZM248 181L245 182V183H246L245 189H246V187H247V189H248V188L250 187L251 184L256 183L257 186L251 187L252 190L250 189L251 191L254 190V192H256L257 190H259V188H261L262 184H260V183L263 182V181L261 180V182H259V183L257 184L256 181H253V183L251 182L252 180H251L250 182H248ZM3 182H4V181H3ZM7 182H8V181L6 180V183H7ZM37 182H34V186H35V185H36V186H39V185H40L39 183H38V185H37V184H36ZM44 182H45V181H44ZM62 182H63V181H62ZM62 182H61V183H62ZM65 182H66V181H65ZM95 182H97V181H95ZM100 182H101V181H100ZM100 182H99V184H100ZM118 182H119V181H118ZM120 182H121V181H120ZM132 182H130V183H132ZM155 182H156V181H155ZM190 182H191V181H190ZM195 182H196V181H195ZM233 182H235V180H233ZM9 183H12V184H13V182H11V181H10ZM9 183H7V184H9ZM42 183H43V182H42ZM45 183H46V182H45ZM45 183H44V184H45ZM51 183L49 184V185H50V189H51ZM55 183H56L57 185H55ZM68 183H69V181H68ZM86 183H87V182H86ZM114 183L117 184V182H115V181H114ZM121 183H122V182H121ZM123 183H124V182H123ZM123 183H122V184H123ZM137 183H138V182H137ZM142 183H143V182H142ZM150 183H151V182H150ZM153 183H154V182H153ZM153 183H151V184H153ZM159 183H162V181L159 182ZM159 183H158V184H159ZM188 183H189V182H188ZM245 183H243V185H245ZM247 183H248V184H247ZM250 183H251V184H250ZM12 184H10V186H12ZM20 184H22V183H20ZM20 184H17V185L20 186ZM62 184H63V183H62ZM106 184H107V183H106ZM109 184H107V186H105V187L110 186ZM118 184H119V183H118ZM144 184H145V183H144ZM144 184H143V185H144ZM155 184H156V183H155ZM155 184H153V185L155 186ZM166 184H167V183H166ZM170 184H171V183H170ZM174 184H175V182L173 183V185H174ZM198 184H200V183H199V182L197 183V185H196L197 188L199 187ZM219 184H220V183H219ZM219 184H218V187H217V185L215 186L214 184H213L214 186H212V185L210 184L209 187L212 186L211 189L214 188L215 190L218 191V193H219V192L222 193V192H223L222 190H224V189H225V190H224V193H225V194L228 193V192H230L229 189H231V187H232L230 184H226L227 186H228V185L231 186L230 188H229V186H228L229 189H227V187H225V185H223V184L221 183L222 186L224 187V188H223V187L221 188L222 190H221V189H217V188H220V187H221V186L219 187ZM236 184H237V183H236ZM238 184H239V183H238ZM249 184H250V185H249ZM259 184H260V187L258 186ZM22 185H23V184H22ZM26 185L28 186V184H26ZM47 185H48V182H47ZM66 185H67V184H66ZM68 185L70 186V184H68ZM75 185H76V183H75ZM92 185H93V184H92ZM94 185H95V184H94ZM123 185H125V183H124ZM132 185H133V184H132ZM141 185H142V184H141ZM143 185H142V189H144V188H143ZM161 185H162V184H161ZM173 185H172V186H173ZM175 185H176V184H175ZM179 185H180V184H179ZM187 185H189V184H187ZM187 185H186V186H187ZM203 185H204V184H203ZM207 185H208V184H207ZM243 185L239 186V188H238V185H235V186H237V187H235V188H236V189L238 188V189L241 190L240 187H242V189H243ZM248 185H249V186H248ZM7 186H9V185H7ZM23 186H24V185H23ZM64 186H65V185H64ZM64 186H62V187L64 188ZM69 186H67V187H69ZM111 186H112V188H113V185H112V184H111ZM128 186H129V185H128ZM135 186H136V185H135ZM177 186H178V185H177ZM186 186H184V187H186ZM194 186H195V185H194ZM12 187H14V186H12ZM25 187H26V186H25ZM25 187H24V188H25ZM32 187H33V185H32L31 187H29V188H30V189H29L30 192H31L32 189H33ZM42 187H43V185H42ZM59 187L57 186V188H55V189L58 190ZM71 187H72V186H70V188H69L68 190H70ZM80 187H81V186H80ZM93 187H94V186H93ZM98 187H99V186H97V187H95V188H98ZM130 187H131V186H130ZM144 187H146V186H144ZM150 187H151V186H150ZM152 187H153V186H152ZM152 187H151V188H152ZM174 187H176V186H174ZM174 187H172V189H173ZM178 187H179V186H178ZM184 187H183V188H184ZM188 187L191 188V185L188 186ZM192 187H193V186H192ZM216 187H217V188H216ZM256 187H257V190H255ZM258 187H259V188H258ZM6 188L8 189V187H6ZM6 188H3V189H6ZM24 188H23V190H24ZM31 188H32V189H31ZM36 188L38 189V187H36ZM52 188H53V186H52ZM75 188H76V187H75ZM100 188H101V187H100ZM115 188H116V185H115ZM115 188H114V189H115ZM120 188H121V187H120ZM126 188H127V187H126ZM151 188H149V189H151ZM167 188H168V187H167ZM181 188H182V187H181ZM189 188H187V190H189ZM194 188H195V190H197L196 187H194ZM200 188H201V187H200ZM232 188H233V187H232ZM253 188H254V189H253ZM3 189H0V192H3V191H4ZM17 189H18V188H17ZM25 189H26V188H25ZM40 189H44V187H43V188H40ZM40 189H38V190H40ZM50 189L47 190V188H45L46 192L49 191V192H47V193H51V192L56 193V192H57V191L54 192L55 190L50 192ZM66 189H67V188H66ZM77 189H79V188L77 187ZM77 189H76V190H77ZM80 189L82 190L83 188H80ZM80 189H79V191H80ZM104 189H105V188H104ZM110 189H111V188H110ZM133 189H134V188H133ZM135 189L137 190L138 187H137V188L135 187ZM145 189H146V188H145ZM145 189H144V190H145ZM158 189H159V188H158ZM168 189H169V188H168ZM178 189H179V188H178ZM191 189H193V188H191ZM198 189H199V188H198ZM207 189H208V188H207ZM236 189H234V188L232 189V193H233V194L231 195V197H232L233 195L236 194L235 191H237V194H239V195H240V192H242V191H240V190H239L240 192H238V190H236ZM247 189H246V190H247ZM1 190H2V191H1ZM27 190H28V188H27ZM59 190H61V188H60ZM59 190H58V194L61 192V191H59ZM74 190H75V189H74V186H73V190H72V191H74ZM84 190H86V189H84ZM84 190H83V191H84ZM95 190H96V189H95ZM97 190H98V189H97ZM97 190H96V191H97ZM101 190L103 191V188H102ZM107 190H108V189H106V191H107ZM121 190H122V189H121ZM123 190H125V189H123ZM136 190H135V191H136ZM174 190H175V189H174ZM176 190H177V189H176ZM184 190H185V189H184ZM184 190H183V191H184ZM200 190H201V189H200ZM219 190H220V191H219ZM226 190H229V191L227 192ZM246 190H245V191H246ZM248 190H249V189H248ZM250 190H249V191H250ZM5 191H6V190H5ZM33 191H34V190H33ZM62 191H63L64 194L66 193L65 189H64V190L62 189ZM64 191H65V192H64ZM70 191H71V190H70ZM72 191H71V192H72ZM99 191H100V189H99ZM99 191H98V192H99ZM109 191H110V190H109ZM128 191H129V190H128ZM128 191H127V192H128ZM181 191H182V189H181ZM191 191H194V190H191ZM217 191H213V190H212V191H210V192H212V193L216 192V193H217ZM245 191H244V192H245ZM259 191H260V190H259ZM6 192H7V191H6ZM11 192H12V191H11ZM23 192H24V191H23ZM28 192H29V191H28ZM28 192H27V193H28ZM35 192H39V195L43 194V195H44L45 197H47V199H48V196H46V195H48L47 193H46V195H45L44 193L41 192V190H40V191H36V190H35ZM35 192H33V193H35ZM40 192H41V193H40ZM86 192H88V191H86ZM86 192H83V193L85 194ZM118 192H120V191H118ZM123 192H124V191H123ZM127 192L125 191V195H124V196H126V193H127ZM131 192H132V191H131ZM141 192H143V191L141 190ZM153 192H154V191H153ZM162 192H164V191H161V193H162ZM175 192H176V191H175ZM177 192H178V191H177ZM179 192H180V190H179ZM198 192L200 193L201 191H198ZM202 192H204V191H202ZM202 192H201V193H202ZM205 192H206V191H205ZM205 192H204L203 194H205ZM208 192H209V191H208ZM257 192H258V191H257ZM257 192H256V193H257ZM260 192H261V191H260ZM260 192H258V193H260ZM27 193H26V194H27ZM53 193H51L50 195H52ZM61 193H62V192H61ZM61 193L59 194V195H60V198L63 196V195L61 196ZM63 193H62V194H63ZM68 193H70V192H68ZM88 193L90 194L91 192L89 191ZM88 193H86V195H87ZM99 193H101V192H99ZM106 193H109V192H106ZM106 193H105V194H106ZM110 193L113 194L112 192H110ZM114 193H116V190H115ZM120 193H121V192H120ZM134 193H136V192H134ZM158 193H159V192H158ZM161 193H160V194H161ZM180 193H181V192H180ZM187 193H188V192H187ZM187 193H186V194H187ZM191 193H194L193 195H195V191H194V192H189L188 194H189L190 196L188 195V198H187V199H191V198H189V197L193 196V195H191ZM201 193H200V194H201ZM224 193H223V194H224ZM234 193H235V194H234ZM245 193H246V192H245ZM245 193H244V194H245ZM247 193H248V192H247ZM256 193H255V194H256ZM258 193H257V194H258ZM0 194H3V195H4V193H0ZM35 194H37V193H35ZM35 194H33V195H34V198H33V199H35V196H37V195H35ZM58 194L56 193V194H53V195H57V197H58ZM72 194H73V195H78V196H79V192H78V194H77V193L74 194V193L72 192ZM89 194H88V195H89ZM105 194H104V192H103L102 195H105ZM128 194H129V193H128ZM142 194H144V193H142ZM146 194H147V193H146ZM175 194H177V193H175ZM186 194H185V195H184V194H181V195H182V196H183V195H184V196H187ZM196 194H197V193H196ZM203 194H202V196H204ZM208 194H210V193H208ZM237 194H236V195H237ZM242 194H243V193H241L240 196H241L243 199H245V198H244V194H243V196H242ZM248 194H250V192H249ZM253 194H254V193H252L251 196H253ZM262 194H264V190H263V193H262ZM3 195H1L0 197H2ZM30 195H31L30 198H32L33 196H32L31 193H30ZM50 195H49V196H50ZM69 195L71 196L72 199L76 197V196H72L71 193H70V194L67 195L68 198L70 197ZM80 195H81V193H80ZM86 195H85V197H86ZM115 195H116V194H115ZM129 195H130V194H129ZM156 195H157V194H156ZM197 195H199V194H197ZM205 195H207V194H205ZM211 195H214V194H211ZM215 195H216V194H215ZM236 195H235V199H234V200H236V203H237V199H238V197H240V196L237 195V196H238V197H237ZM27 196H29V195H27ZM78 196H77V201L80 200V198L78 199ZM90 196H91V194H90ZM122 196H123V194H122ZM127 196H128V195H127ZM149 196H150V195H149ZM153 196H155L154 193H153ZM165 196H166V195H165ZM199 196H200V195H199ZM202 196H201V198H202ZM209 196H210V195H209ZM209 196H207V199L204 198V201H205V199L208 200L209 205H210V202H211V201H209V199H211L212 196H210V198H209ZM228 196H229V195H228ZM254 196H255V195H254ZM259 196L262 197L263 195L260 194ZM41 197H42V196H41ZM41 197H38V196H37L36 198L41 199ZM55 197H56V196H55ZM63 197H66V194H65ZM81 197H82V196H81ZM85 197H84V199H85ZM92 197H94V195H93ZM96 197H97V196H96ZM167 197H168V196H167ZM174 197H176V196H174ZM193 197H195V196H193ZM215 197H216V196H215ZM217 197H220V195H217ZM217 197H216V198H217ZM222 197H224V195H222ZM225 197H227V196L225 195ZM233 197H234V196H233ZM241 197H240V198H241ZM245 197H247V194H245ZM30 198H29V199H30ZM51 198H52V196H51ZM53 198H54V197H53ZM118 198L120 199L121 196L118 197ZM126 198H128V197H126ZM129 198H130V197H129ZM143 198H147V199H148L149 197H146V196L144 195ZM156 198H157V197H156ZM156 198H154V199L156 200ZM172 198H173V197H172ZM178 198H179V197H178ZM180 198H181V197H180ZM208 198H209V199H208ZM212 198H213V197H212ZM228 198H229V197H228ZM236 198H237V199H236ZM242 198H241V199H242ZM247 198H248V197H247ZM249 198H250V196H249ZM251 198H254V197H251ZM256 198H257V196H256L254 199H256ZM263 198H264V196L262 197L261 201L263 200ZM4 199H5V197H4ZM33 199H31V200H33ZM49 199H50V198H49ZM49 199L47 200L46 203H48ZM61 199H62V198H61ZM65 199H66V198H65ZM65 199H64V201H63V202H65V203L68 202V201H70V198L68 199V201H66L67 199H66V200H65ZM72 199H71L70 203L68 204V206H69L71 203H73V201L76 202V200H74V199L72 200ZM81 199H82V198H81ZM84 199H83V200H84ZM95 199H96V198H95ZM101 199H102V198H101ZM109 199H110V198H109ZM112 199H113V198H112V196H111V199H110V200H111V203H115V202L112 201ZM119 199H117V197H116V199H115L116 202H117V200H119ZM122 199H123V198H121V202H122ZM133 199H134V198H133ZM133 199H132V201H133ZM150 199H153V198L151 197ZM173 199H174V198H173ZM181 199H182V198H181ZM181 199H180V200H181ZM184 199H185L186 202H187V201H188V202L190 201V200H186V197H185ZM195 199H196V197L194 198V200H195ZM214 199H215V198H213V200H214ZM217 199H218V198H217ZM219 199H220V198H219ZM243 199H242V200H243ZM254 199H253V202L255 201ZM0 200H1V199H0ZM27 200H28V199H27ZM36 200H37V199H36ZM42 200L45 201L44 198H42ZM54 200H55V199H54ZM58 200H59V198H58ZM92 200H94V199H92ZM92 200H90V201H91V202H94V201H92ZM98 200H99V199H98ZM103 200H105V199H103ZM123 200H124V199H123ZM137 200H138V199H137ZM137 200H136V201H137ZM140 200H141V199H140ZM157 200H159L158 202H160V199L157 198ZM166 200H167V199H166ZM191 200L193 201V198H192ZM196 200H198V201H196ZM196 200H195L196 202H199V201H201L202 199L199 200V199L197 198ZM213 200H212V201H213ZM220 200H221V199H220ZM222 200H223V199H222ZM229 200H230V198H229ZM232 200H233V199H231V201H228V200H227V201H228V202H232ZM234 200H233V202H234V204H236ZM242 200H240V201H242ZM245 200H246V199H245ZM248 200H249V199H247V201H248ZM3 201H5V200H3ZM20 201H21V200H20ZM38 201L40 202L41 200H37V202H38ZM51 201H53V200H50V202H51ZM59 201H60V200H59ZM59 201H57V202H58V205H59ZM61 201H62V200H61ZM90 201H89V202H90ZM100 201H101V202H100ZM100 201H99L100 204H101V203L104 204V202H106V204H107V203L109 202V201L107 202V200H105V201H103V202H102V200H100ZM127 201H128V200H127ZM127 201H125V202H127ZM134 201H135V200H134ZM150 201H151V204H149V203L147 202V204H149V207H150L151 205H152V206L154 205V203L152 202V200H150ZM182 201H183V199H182ZM185 201H184V203H185ZM195 201H193V202H195ZM204 201H202V203H203ZM215 201H216V200H215ZM227 201L225 200L224 204H225V203H228ZM247 201H246V202H247ZM250 201H251V199H250ZM261 201L259 202L260 206H259V204H258V207H260V208L263 206V205L261 206ZM5 202H7V199H6ZM5 202H1V204H3L5 207H2V206H1L0 208H1V209L3 208L2 211H4V209H5V211L7 210V212H8L9 209H7L8 207H6V205L9 206V205H8L9 203H6V205H5ZM28 202H30V200H29ZM39 202H38V203H39ZM54 202H55V201H54ZM57 202H55V203H57ZM63 202H60V204H62ZM78 202H79V201H78ZM80 202H81V201H80ZM142 202L145 203L143 200H142ZM161 202H162V200H161ZM161 202H160V204H161ZM205 202H206V201H205ZM216 202H217V201H216ZM218 202H220V201L218 200ZM218 202H217V203H218ZM242 202H243V201H242ZM253 202H252V203H253ZM256 202L258 203V200H257ZM256 202L253 203V204L257 205ZM262 202L264 203V201H262ZM44 203H45V202H44ZM55 203H54V204H55ZM81 203H82V202H81ZM81 203H80V204H81ZM119 203H120V200H119ZM119 203H116V204H119ZM122 203H123V202H122ZM127 203H128V202H127ZM136 203H137V202H136ZM139 203H141V202L139 201ZM152 203H153V204H152ZM155 203H156L155 205H157V202H156V201H155ZM181 203H182V202H181ZM200 203H201V202H200ZM202 203H201V204H202ZM206 203H207V202H206ZM211 203H212V202H211ZM214 203H215V202H214ZM217 203H215V208H213L214 206H213V207H212L211 205H210V206H211V208H213V209L217 212V214H219V213H218V211L220 210L219 208H221V207H223V206L217 207V209H218V210H217V209H216ZM243 203H244V202H243ZM33 204H34V203H33ZM41 204H42V203H41ZM49 204L51 205V203H49ZM49 204H48V205H49ZM63 204H64V203H63ZM66 204H67V203H66ZM73 204H76V203H73ZM73 204H72L73 207L71 206V209L74 208V205H73ZM82 204H83V203H82ZM94 204H96V203H94ZM100 204H99V205H100ZM103 204H102V205H103ZM123 204H124V203H123ZM132 204H133V203H132ZM132 204H131L130 206H132ZM158 204H159V203H158ZM172 204H173V206H174L175 202H172ZM182 204H183V203H182ZM187 204H188V203H187ZM187 204H186V205H187ZM190 204H191V202H189V205H190ZM194 204H196V203H194ZM212 204H213V203H212ZM219 204H220V203H219ZM222 204H223V203H221V205H222ZM224 204H223V205H224ZM238 204H239V203H238ZM238 204H236V205H237L238 207H240ZM247 204L250 205L249 202H247ZM12 205H13V204H11V207H12ZM46 205H47V204H46ZM48 205H47V206H48ZM58 205H56V207L53 206V205H52V206L55 207V208H58V210L60 209L59 211L62 210L61 212H62V214H63V211H64L63 209L66 208V205L64 204L65 206H64V208L62 207L63 209L59 208V206L61 207V205H59V206H58ZM76 205H78V204H76ZM84 205H85V204H84ZM121 205H122V204H121ZM121 205H120V206H121ZM142 205H144V204H142ZM155 205H154V206H155ZM161 205H162V204H161ZM180 205H181V204H180ZM186 205L184 204L185 208H186V207H189L188 205H187V206H186ZM197 205H199V204L197 203ZM203 205H205V203H204ZM213 205H214V204H213ZM226 205H227V204H226ZM229 205H230V204H228L227 206H229ZM240 205H241V204H240ZM251 205H252V204H251ZM251 205H250V206H251ZM255 205H254V207H256ZM31 206H32V205H31ZM42 206H43V204H42ZM44 206H45V205H44ZM44 206H43V207H44ZM47 206H46V207H47ZM57 206H58V207H57ZM78 206H81V205H78ZM85 206H86V205H85ZM95 206H96V205H95ZM104 206H105V205H104ZM111 206H112V205H111ZM117 206H118V205H117ZM122 206H123V205H122ZM125 206H127V205L125 204ZM125 206H124V207H125ZM128 206H129V205H128ZM128 206H127V207H128ZM134 206H139V205H138V204L136 205V204L134 203ZM157 206H158V205H157ZM163 206H164V205H163ZM184 206H183V207H184ZM192 206H193V205H192ZM200 206H201V205H200ZM200 206H199V207H200ZM206 206H207V205H206ZM210 206H209V207H210ZM227 206H226V207H223V209L227 210V209H226ZM231 206H232V205H231ZM231 206H230V207H231ZM233 206H235V205H233ZM246 206H247V205H246ZM246 206H244V207H246ZM9 207H10V206H9ZM29 207H30V205H29ZM46 207H44V208H46ZM49 207H51V206H49ZM69 207H70V206H69ZM69 207H68V208H69ZM82 207H83V205H82L81 208H79V209L76 208L77 210L74 208V209H75V210H74L75 213H76V214H82V215H81L82 217L80 216V217L78 218L77 215H76V216L74 215V216L70 217V216H69L70 213L67 214V215L69 216V219H70V220H69V224H70L71 226H72V224H71V222H72L71 218L74 219L76 223H77L78 221H80V220H81L80 222H83V221L85 222V220H86L87 218L91 220V217H89L90 214H88L89 216L86 218L87 212H86L85 208L88 207V205H87L85 208H83V209L85 210V214H84V215H83L84 212L82 211V210H83ZM96 207H99V206H96ZM96 207H95V208H96ZM102 207H103V206H102ZM124 207H123V208H124ZM132 207H133V206H132ZM132 207H130V208H132ZM165 207H166V206H165ZM165 207H163V208H164V209H167L168 211L170 210V208L168 209V208H165ZM183 207H181V208H183ZM190 207H191V206H190ZM254 207H253V208H254ZM12 208H15V207H12ZM12 208H11V209H12ZM16 208L18 209V208H20V207H17V206H16ZM16 208H15L14 210H17ZM31 208H32V207H31ZM33 208H34V207H33ZM39 208H40V207H39ZM44 208H43V209H44ZM51 208H52V207H51ZM51 208H48V209H51ZM99 208H100V207H99ZM104 208H105V207H103V209H104ZM108 208H109V207H108ZM125 208H126V207H125ZM135 208L137 209V207H135ZM152 208H153V207H152ZM155 208H157V211H158V212L160 211V210H158V208L161 209V208H160V205H159V207H155ZM155 208H153V209H155ZM163 208H162V209H163ZM181 208H180V209H181ZM197 208H198V207H197ZM206 208H207V207H205V209H206ZM246 208H248L247 211H249V206L246 207ZM256 208H257V207H256ZM260 208H259V211L262 213V212L264 211V210H263V207H262V210H263V211L260 210ZM1 209H0V210H1ZM25 209H26V208H25ZM40 209H41V208H40ZM46 209H47V208H46ZM46 209H45V211H46ZM71 209H70V210H71ZM87 209L89 210V207H88ZM103 209H102V211L105 212L106 209H105V210H103ZM109 209H110V208H109ZM113 209H115L116 211L118 210L119 213L122 212V213H121L122 216H121V214H120L121 217H120V216H119V217H120V219H122V218L124 217L123 220L126 219V221H128L127 219H130L129 216H127V214H129L130 211H133V210L127 208L126 211H127L128 213H126L125 209L123 210V211H125V212H123L122 210L120 211L119 209H117V207H116V208L113 207ZM180 209H177V208H176V210H180ZM194 209H195V207H194ZM205 209H204V210H205ZM235 209L237 210L236 206H235ZM235 209H233V214L236 213V212H234ZM240 209H241V208H240ZM242 209H243V211H244V215H247V214H245V213H246V212H245V211H246L245 208H242ZM14 210L12 209V210H10V212H11V211H14ZM19 210H21V209H19ZM22 210H23V209H22ZM26 210H27V209H26ZM28 210H29V209H28ZM28 210H27V211H28ZM34 210H37V208H34ZM54 210H57V209H53V211H54ZM70 210L68 211V210L65 209V211H67V212H71ZM79 210H81V212H83V213H81ZM107 210H108V209H107ZM115 210H114V211H115ZM128 210H129V211H128ZM134 210H135V209H134ZM137 210L140 211V209H137ZM183 210H184V209H183ZM183 210H181V212H182ZM185 210H186L187 212H188V210L190 211V209H187V208H186ZM185 210H184V211H185ZM197 210H198V209H196V211H197ZM200 210H201V209H200ZM200 210H198V212H199ZM211 210H212V209H211ZM211 210H210V212H211ZM214 210H213V211H214ZM228 210H230V209H228ZM228 210H227V211H228ZM231 210H232V209H231ZM231 210H230V211H231ZM37 211H39V210H37ZM45 211H44V212H45ZM47 211H49V210H47ZM50 211H51V212H50ZM50 211H49L50 213L53 212L52 210H50ZM59 211H58V212H59ZM76 211H78V213H77ZM95 211H96V210H95ZM99 211H100V210H99ZM99 211L97 210L96 212L98 213ZM108 211H109V210H108ZM108 211H107V212H108ZM147 211H148V210H147ZM172 211H173V210H172ZM205 211H206V210H205ZM215 211L212 212L213 214L210 213V212H209V213L212 214V215H214V216H216V215L214 214ZM221 211H222V210H221ZM230 211H228V212H230ZM253 211H254V210H253ZM259 211H258V208H257V213H260ZM23 212H24V211H23ZM40 212L43 213L42 210H40ZM40 212H38V214H37V212H36L35 214H37V215L39 216ZM67 212H64V214H66ZM92 212H93L94 214L96 213V212H94V210H93ZM107 212H105V213H107ZM112 212H113V211H112ZM118 212H117V214H119ZM134 212H135V211H134ZM136 212H137V211H136ZM140 212H141V211H140ZM144 212H145V211H144ZM155 212H156V211H155ZM155 212H154V213H155ZM158 212H156V214H159ZM161 212H162V211H161ZM161 212H160V213H161ZM164 212H166L165 214H166V217H167V216H168V215H167L168 212L165 211V210H164ZM169 212H170V211H169ZM173 212H174V214H175V210H174ZM173 212H172V213H173ZM176 212L179 213L180 211H176ZM187 212H186V213H187ZM192 212H193V211H192ZM192 212H190L191 216H192V214H196L195 212H194V213H192ZM206 212H207V211H206ZM237 212H238V211H237ZM249 212H250V211H249ZM251 212H252V211H251ZM254 212H255V211H254ZM2 213H3V212H2ZM2 213H1V214H2ZM8 213H9V212H8ZM11 213H13V216H14V217L16 216V218H12L13 216H10V214L7 215L6 212H5V214H6L7 216H9V217H11V218L13 219V221H12V222H13V225L15 224V225L17 226V224H16L17 222L14 221V219H16V220L18 219V223H19L20 221H19L18 216H21V217H22V214H24V213H22V211L19 212L18 210H17L16 212L14 211V212H11ZM14 213H16V214L18 213V216H17L16 214H14ZM19 213H20V214L22 213V214L19 215ZM26 213H27V212H26ZM29 213H30V212H29ZM50 213H48V215H49ZM56 213H57V211H56ZM56 213L53 212L52 214H55V215H56ZM71 213H72V214H70V215H73V212H71ZM88 213H89V212H88ZM97 213H96V214H97ZM102 213H103V212H102ZM108 213H109V212H108ZM108 213H107L106 215L109 217V214H110L111 212H110L109 214H108ZM114 213H116V212H114ZM125 213H126V214H125ZM131 213H132V212H131ZM131 213H130V214H131ZM137 213H139V212H137ZM141 213H142V212H141ZM145 213H146V212H145ZM145 213H144L143 215H145ZM148 213H150V212H148ZM170 213H171V212H170ZM178 213H177V214H178ZM186 213L184 214V212H182V214L185 216L184 219H186V217H187ZM200 213H204V212H201V211H200ZM209 213H208V214L205 213V214L207 215V217L210 215ZM223 213H224V211H223ZM223 213H222V214H223ZM231 213H232V212H230V214H231ZM239 213L242 214V211H240ZM1 214H0V216H1ZM3 214H4V213H3ZM5 214H4V216H6ZM27 214H28V213H27ZM27 214H26V215H27ZM30 214H31V213H30ZM30 214H29V216H31ZM32 214H33V213H32ZM35 214L32 215V216L34 217ZM46 214H47V212H46ZM52 214H50V215L55 217V215H52ZM58 214H59L61 217H63V218H62L63 223H64V221H65V223H66V220H64V218L67 217V216H65V215H61L60 212H59ZM94 214H93V216H94ZM111 214H112V213H111ZM123 214H124L127 218H125V216H123ZM130 214H129V215H130ZM177 214H175L174 216H178ZM230 214L228 213V215H230ZM248 214L250 215V217L248 218V220H247L246 218H244V219L250 222V218H252V214H253V213H252V214L248 213ZM262 214H264V213H262ZM262 214H261V216H263ZM11 215H12V214H11ZM26 215H25V216H26ZM50 215H49V216H50ZM100 215H102V214H101V213L98 214V216H100ZM103 215H105V214H103ZM106 215L103 216V217H106ZM113 215H116V214H113ZM136 215H137V214H136ZM149 215H150V214H149ZM159 215H160V214H159ZM212 215H211L210 218L213 219V216H212ZM223 215H225V214H223ZM223 215H222V216L220 215V216H221V219H220V220H222ZM226 215H227V214H226ZM235 215H236V214H235ZM254 215H255V214H253V216H254ZM259 215H260V214H259ZM4 216H3V217H4ZM7 216H6V217H7ZM25 216L23 215L24 218H21V217H20V218H21L20 220H23V219H24V220H23V223H24V221H26V223L28 224L27 227H28V228H32V227H30V226H34V225H33V224L31 225V223H30L29 220H28L29 222H27V220L25 219ZM56 216L58 217V215H56ZM60 216H59V217H60ZM111 216H112V215H111ZM111 216H110V217H111ZM153 216H154V215H153ZM156 216H158V215H156ZM156 216H155V217H156ZM164 216H165V215H164ZM179 216H180V214H179ZM179 216H178V218H179ZM184 216H182V217L180 216V218H183ZM188 216H189V215H188ZM191 216H190V217H191ZM197 216H198V215H197ZM197 216H196V217H197ZM199 216H200L199 219H200V218L202 219V218H204V217L207 218L206 216H203V214H202L203 217H202L201 215H199ZM236 216H237V215H236ZM236 216H235V217H236ZM257 216H258V215H257ZM261 216H259V217H261ZM1 217H2V216H1ZM1 217H0V218H1ZM9 217H7V218H9ZM36 217H37V216H36ZM39 217H40V216H39ZM57 217H55V219H57ZM59 217H58V218H59ZM61 217L59 218L60 220H61ZM73 217H75L77 220H78V219H80V220L77 221V220H76L75 218H73ZM96 217H97V216H96ZM103 217H101V218H103ZM108 217H107V218H108ZM112 217H113V216H112ZM117 217H118V216H117ZM119 217H118V218H119ZM132 217H133V216H131V218H132ZM161 217H162V216H161ZM168 217H169V216H168ZM193 217H194V216H193ZM193 217H192V218H193ZM196 217H195V219H196ZM235 217L232 216V219H233V218L235 219L234 222H236V224H239V223H241V221H243V220L240 221V219H239V221H238V219L235 218ZM247 217H248V216H247ZM4 218H5V217H4ZM4 218H3V219H4ZM26 218H27V217H26ZM34 218H35V217H34ZM98 218H99V217H98ZM114 218H115V216H114ZM114 218H111V219L108 218V219L111 221V220H113ZM118 218H117L116 221H118V223L120 224L122 221L119 222L120 220H118ZM149 218H150V217H149ZM157 218H158V217H157ZM205 218H204V219H205ZM217 218L219 219V216H218V215H217L216 219H217ZM224 218L227 219L228 217L224 216ZM229 218H230V220H232L230 216H229ZM256 218H257V222H258L259 219H258V217H256ZM12 219H11V220H12ZM28 219H29V217H28ZM30 219H32V217H31ZM35 219H36V218H35ZM53 219H54V218L52 217V220H53ZM66 219H67V221H68V218H66ZM93 219H94V218H93ZM132 219H133V218H132ZM135 219H136V218H134V220H135ZM141 219H142V217H141ZM153 219H154V218H153ZM160 219H161V218H160ZM162 219H163V218H162ZM190 219H191V218H190ZM197 219H198V217H197ZM216 219H214V220H216ZM234 219H233V220H234ZM253 219H254V218H253ZM260 219H262V218H260ZM4 220H5V219H4ZM9 220H10V218H9ZM9 220H8V221H9ZM32 220H33V219H32ZM32 220H31V222H33ZM39 220H40V219H39ZM48 220H49V219H48ZM50 220H51V219H50ZM94 220H95V219H94ZM98 220H99V221H98ZM98 220H96L97 223L100 222V221L102 222L103 219H101V220L98 219ZM109 220H108V221H109ZM114 220H115V219H114ZM134 220H133V221H134ZM138 220H139V219H138ZM143 220L147 221V220H146V217H145V218L143 217ZM148 220H149V219H148ZM150 220H151V218H150ZM157 220H159V219H157ZM206 220H207V219H206ZM227 220H228V219H227ZM236 220H237V221H236ZM255 220H256V219H255ZM263 220H264V217H263ZM1 221H2V223H3V220H1ZM8 221H7V223L4 221V222L6 223L5 225L8 224ZM54 221H55V220H54ZM54 221H53V223H54ZM57 221H58V220H57ZM62 221H61V222H62ZM105 221H106V220H105ZM110 221L108 222L109 225H110ZM116 221H115V223H117ZM136 221H137V220H136ZM136 221H135L134 223H137V222H138V221H137V222H136ZM161 221H162V220H161ZM161 221H159V222H161ZM163 221H164V220H163ZM163 221H162V222H163ZM169 221H170V220H169ZM177 221H178V219H177ZM193 221H194V219H193ZM195 221H196V220H195ZM195 221H194V222H195ZM209 221H212V220L209 219ZM216 221H217V220H216ZM225 221H226V220H225ZM228 221H229V220H228ZM251 221H252V220H251ZM259 221H260V220H259ZM9 222H10V221H9ZM35 222H36V221H35ZM38 222H40V221H38ZM43 222H44V221L41 220L40 223H42V224H44V225L47 224V223H43ZM45 222H47V221H45ZM92 222H93V220L91 221V223H92ZM94 222H95V221H94ZM157 222H158V221H157ZM166 222H167V221H166ZM180 222H181V221H180ZM191 222H192V220H191ZM196 222H198V221H196ZM201 222L203 223L204 221H201ZM205 222H206V221H205ZM214 222H215V221H214ZM218 222H219V221H218ZM232 222H233V221H232ZM237 222H239V223H237ZM26 223H25V224H26ZM29 223H30V226H29ZM33 223H34V222H33ZM40 223H37V225L40 224ZM65 223H64V224H65ZM73 223H74V222H73ZM76 223H75V224H76ZM78 223H79V222H78ZM78 223H77V224H78ZM91 223H90V224H91ZM95 223H96V222H95ZM95 223H94V225L96 226L97 223H96V224H95ZM104 223H105V222H104ZM112 223H113V222H112ZM115 223H114V224H115ZM123 223H125V220L123 221ZM123 223H122V225H123ZM138 223H139V222H138ZM140 223H141V222H140ZM140 223H139V224H140ZM145 223L147 224V226H145V224H144L145 228H146V227H148V228H150V229L152 228V227L148 226V223H149V222H145ZM163 223H164V222H163ZM167 223H168V222H167ZM182 223H183V222H182ZM182 223H181V224H182ZM202 223H199L200 226H201ZM215 223H216V222H215ZM226 223L229 224L230 221H229V222L226 221ZM226 223L224 222V220H222L221 223L219 222V224H218V225H219V228H220L221 230H226V229H228V228L226 227ZM245 223H246V222H245ZM247 223H248V222H247ZM253 223H256V222H253ZM258 223H259V222H258ZM260 223H261V221H260ZM262 223H263V222H262ZM262 223H261L260 225H262ZM3 224H4V223H3ZM9 224H10V223H9ZM9 224H8V225H9ZM25 224H23V225H25ZM59 224H62V223H60V221H59ZM75 224H74V225H75ZM77 224H76V225H77ZM80 224H81V223H80ZM80 224L78 225V226H79L78 228H80V227H82V226H83V227H82L81 229H77V228L75 227L77 233H79L77 230H80V232H81V231L83 232V230H84L85 228H87V226L89 225L88 222H87V223L85 222V224L83 223L84 225L82 224V226H81ZM114 224H113V225H114ZM139 224H137V225L140 227V230L143 231V233H145L147 230L144 229V230H146V231L144 232V230L141 229V226H140ZM191 224H192V223H191ZM195 224H197V223H194V224H192V225H195ZM209 224H210V223H209ZM230 224H231V223H230ZM233 224H234V223H233ZM241 224H242V223H241ZM15 225H14V226H15ZM18 225H20V223H19ZM44 225H42V226H44ZM50 225H51V224H50ZM50 225H49V226H50ZM53 225L55 226V224H53ZM56 225H57V224H56ZM65 225H66V224H65ZM65 225H64V226H65ZM67 225H68V224H67ZM67 225L65 226V228H66V227H67V228L71 227V226L68 227ZM94 225L91 224V226H94ZM99 225H101V224H99ZM102 225H104V224H102ZM113 225L111 224L110 226H113ZM122 225H121V226H122ZM124 225L126 226V224H124ZM134 225L136 226V224H134ZM141 225H142V227H143V223H141ZM149 225H152V221H150ZM153 225H155V224H153ZM160 225H161V224H160ZM162 225H163V224H162ZM166 225H167V224H166ZM182 225H183V224H182ZM203 225H204V223H203ZM207 225H208V224H207ZM216 225H217V224H216ZM243 225H244V223L242 224V228L244 227ZM245 225H246V224H245ZM248 225H249V224H248ZM253 225H254V227H255V224H253ZM260 225H259V226H260ZM263 225H264V224H263ZM10 226H11V225H9L8 227H10ZM14 226H13V227H14ZM20 226H21V225H20ZM35 226H36V225H35ZM39 226L42 228V231L44 230V231L46 232V230L43 229V227H42L41 225H39ZM64 226L61 227V228H63V230L65 229ZM95 226H94V227H95ZM105 226H106V225H105ZM107 226H108V225H107ZM107 226H106V227H107ZM167 226H170V225H167ZM174 226H175V225H174ZM196 226H197V225H195V227H196ZM198 226H199V225H198ZM198 226H197V227H198ZM209 226H210V225H209ZM214 226H215V225H214ZM214 226H213V227H214ZM232 226H233V225H231V227H232ZM250 226H251V225H250ZM256 226H257V224H256ZM3 227H4V226H3ZM6 227H7V226H6ZM6 227H5V228H6ZM23 227H24V226H21L20 228L23 229ZM27 227H26V228H27ZM56 227H57V226H56ZM89 227H90V226H89ZM96 227H97V228H96V229H97V232H99L98 234L102 235L104 232L101 233V231H99V230H101V229L104 228V227L102 226V228H100L99 230H98V227H99V226L97 225ZM119 227H120V226H119ZM122 227H123V226H122ZM127 227H128V226H127ZM127 227H126V228H127ZM136 227H137V226H136ZM201 227H203V226H201ZM201 227H200V229H201ZM228 227H230V226H228ZM231 227H230V228H231ZM239 227H241V226H238V225H237L236 228H239ZM246 227H247V226H246ZM252 227H253V226H252ZM252 227H251V228H252ZM260 227H262V226H260ZM260 227H259V231H258L259 233H260V229H261ZM11 228H12V227H11ZM11 228H10V229H11ZM26 228H25V230H26ZM28 228H27V229H28ZM41 228H40V229H41ZM57 228H58V227H57ZM91 228H92V227H91ZM91 228H90V229H91ZM107 228L110 229V227H107ZM124 228H125V227H124ZM128 228H129V227H128ZM137 228H138V227H137ZM156 228H157V227H156ZM169 228L171 229V227H168V229H169ZM176 228H177V227H176ZM176 228H175V229H176ZM205 228H206V227H204V228H202V229H205ZM208 228H209V227H208ZM251 228H248V227H247L248 231H249V229L252 231L253 228H252V229H251ZM257 228H258V227H257ZM257 228H256V229H257ZM8 229H9V228H8ZM8 229H7V230L5 229V230L7 231V233L4 231V232L6 233L7 236H12V234H14V233H16V235H17L18 232H19V234H20L21 232L24 233V231H25V230H22V231H21V229H19L18 226H17L16 229L13 228V229H15L16 231H15V232H12V231H14V230H11L12 234H11V232H9V234H11V235H8V231H10V230H8ZM17 229H19L18 232H17ZM37 229H39V227H38V228L36 227V229H35V228H32L33 233L31 232V231H32L31 229H30V230H27V231H30L29 233L32 234L31 237H33L34 232H35L34 237H35V236H38V237H35V238H37V239L35 240V241H37V243H35V244L33 243V244H32L33 247L36 246L37 249H38V248H39V249L42 248L41 250H43L44 245H47V244H43V245H42V244L40 243L42 240L40 241L38 238L41 239V236H42V238H43V235H44L45 232L43 231V235H40V234H39V235H40V236H39V235H37V232H38ZM40 229H39V232H38V233H41V230H40ZM48 229H49V228H48ZM71 229H72V228H71ZM96 229H95V230H96ZM116 229H117V231H119V236H118V237L121 238V236H120L121 234H122V237L125 236V235H123V234H124V233L122 232L123 230L120 231V229L117 228V227L114 228V229H112V230H113V231H112L113 233H112V232H111V233H112V234L117 233V231H115ZM118 229H119V230H118ZM150 229H149L148 234H149L150 232L153 231V230H150ZM158 229L160 230V229H162V227H158ZM175 229H174V230H175ZM179 229H180V228H179ZM206 229H207V228H206ZM206 229H205V230H206ZM217 229H218V228H217ZM231 229H232V228H231ZM243 229H245V228H243ZM262 229H263V231H264V228H263V227H262ZM34 230H37V231H34ZM50 230H52V229L50 228ZM59 230H60V228H59ZM69 230H70V229H69ZM73 230H74V229H73ZM137 230H139V229H137ZM140 230H139V231H140ZM154 230H156V229H154ZM172 230H173V228L171 229V231H172ZM177 230H178V229H177ZM181 230H182V229H181ZM208 230H209V229H208ZM236 230H237V229H236ZM254 230H255V228H254ZM257 230H258V229H257ZM257 230H255V231H257ZM27 231H26V232H27ZM52 231L54 232L55 230H52ZM52 231H51V232H52ZM126 231H127V229H126ZM139 231H138V232H139ZM141 231H140V232H141ZM157 231H158V230H157ZM161 231H162V230H161ZM161 231H160V232H161ZM164 231H166V230H164ZM164 231H163V232H164ZM167 231H169V230H167ZM175 231H176V230H175ZM194 231H196V230H194ZM239 231H240V228H239ZM241 231H242V230H241ZM241 231H240V232H241ZM244 231L246 232V229H245ZM248 231H247V233H248ZM251 231H249V234H250ZM255 231H254V232H255ZM47 232H49V231H47ZM47 232H46V233H47ZM51 232H50L49 234H52V233H53V232H52V233H51ZM64 232H65V230H64ZM70 232H71V230H70ZM72 232H75V230L72 231ZM72 232H71V233H72ZM76 232H75V233H76ZM89 232H90V231H89ZM91 232H92V231H91ZM91 232H90V233H91ZM93 232H94V230H93ZM95 232H96V231H95ZM95 232H94V233H95ZM97 232H96V234L92 233L91 235H92V236L96 235V236H94V237H97ZM136 232H137V231H136ZM140 232H139L138 234L141 235V237H144L145 235L142 236V234H140ZM154 232H155V231H154ZM177 232H181V231L178 230ZM217 232H218V234H219V232L222 233L221 231H217ZM224 232H225V231H224ZM242 232H243V231H242ZM242 232H241V235H243ZM261 232H262V231H261ZM46 233H45V234H46ZM54 233H57V232H54ZM54 233H53V234H54ZM58 233H59V232H58ZM58 233H57V234H58ZM65 233H66V232H65ZM75 233H74V234H75ZM77 233H76V235H77ZM84 233H86V232H84ZM109 233H110V230H109ZM111 233H110V236H109V234H108V237H109L110 239H111V237L113 236V235H111ZM120 233H121V234H120ZM164 233H165V232H164ZM164 233H162V234L159 233V234L164 235ZM169 233H170V232H169ZM172 233H176V232L173 231ZM186 233H187V232H186ZM190 233H192V232L190 231ZM196 233H198V232H196ZM207 233H208V231L206 232V234H207ZM232 233L234 234L235 232L232 230ZM262 233H263V232H262ZM3 234H4V233H3ZM19 234H18V236H20ZM49 234H48V235H49ZM53 234H52V235H53ZM59 234H60V233H59ZM59 234H58L57 236H54V235H56V234L53 235V236L55 237V238H53L54 241H55V240L57 241V242H56V241L54 242V244L57 246V247L54 246V247H56V249H54V247H53V249L56 250V252H54V254L57 253V249H58V251H61L62 253H65V252H64V251H66V250H65V249H66L65 247L67 246V244H69V246H68L67 248H68V249L71 248L72 250L74 249V251H72V253H71V249H69V250H67L66 252L70 251V254H71V255H70V254H69V255L72 256V254L76 251V250H75L76 248H74V247H75V244H76V241H75V240L77 239V240L80 242L79 238H76V239L74 238L75 240L73 239V241H75V243L73 244V243H72V242H73L72 240H71V241H72V242H71V241H69L70 239H68V238L63 239V238L60 237L63 241L66 240V239H68L69 242L67 243V241H65L66 244L64 245L63 243H65V242H61V241H62L61 239H59V240H61L60 243L58 242V241H59V240H58V238H59V237H58ZM62 234H63V232H61V235H62ZM79 234H80V233H79ZM82 234H83V233H82ZM93 234H94V235H93ZM125 234H126V233H125ZM145 234H147V233H145ZM148 234H147V236L149 237ZM152 234L154 235V234H157V233H152ZM166 234H167V232L165 233V235H166ZM201 234H202V233H201ZM218 234H217V235H218ZM228 234H229V233H228ZM233 234L230 233V235H229V237H231L230 239H232V241H234V243H235V242H239V240L241 239V238H240V239L238 238V235H239V234L237 235V237L234 236ZM249 234H248V235H249ZM253 234H254V233H253ZM253 234H252V232H251V235H253ZM255 234H256V233H255ZM255 234H254V235H255ZM257 234H258V233H257ZM1 235H2V233H1ZM1 235H0V238H3ZM4 235H5V234H4ZM14 235H15V234H14ZM14 235H13V236H14ZM28 235H29L28 232H27V235H26V233H24V236L30 237V236H28ZM48 235H47V238H49V239L51 238V240H52V237H53V236L51 237V235H49V236H50V237H49ZM61 235H60V236H61ZM64 235H65V234H64ZM64 235H63V236H64ZM67 235H70V234H67ZM76 235H75V236H76ZM80 235H81V234H80ZM83 235H85V234H83ZM83 235H81V236H82L81 239H84ZM89 235H90V234H89ZM100 235H99L98 237H101ZM114 235H115V234H114ZM117 235H118V234H116V235L114 236L113 240L111 239L114 243H115V240H114V239H116L115 237H116ZM129 235H130V234H128V237H130ZM153 235H152V237H154ZM165 235H164V236H165ZM171 235H174V236H175L176 234H171ZM191 235H192V234H191ZM194 235H195V234H194ZM196 235H197V234H196ZM211 235H212V234H211ZM214 235H215V233H214ZM214 235H213V237H216V236H217V235H216V236H214ZM220 235L222 236V234H220ZM223 235L225 236V235H227V233H225V234H223ZM244 235H245V234H244ZM244 235H243V236H244ZM248 235H246V237H247ZM254 235H253V236H254ZM258 235H259V234H258ZM258 235H256V237H255V236H254V237L257 238ZM260 235H263V234H260ZM13 236H12V237H13ZM18 236H17V237H18ZM85 236H86V235H85ZM126 236H127V235H126ZM159 236H160V235H159ZM177 236H178V235H176V237H177ZM207 236H208V235H206V237H207ZM227 236H228V235H227ZM227 236H226V237H227ZM239 236H240V235H239ZM249 236H250V235H249ZM263 236H264V235H263ZM263 236H262V237H263ZM5 237H6V236H5ZM31 237H30V238H31ZM34 237H33V240L35 239ZM44 237H45V235H44ZM68 237H69V236H68ZM77 237H78V235H77ZM106 237H107V236H106ZM128 237H126V238H128ZM138 237H139V236H138ZM145 237H146V236H145ZM145 237H144V238H145ZM148 237H146L147 239H145V240H148ZM155 237H157V235H155ZM162 237H163V236H162ZM162 237H161V238H162ZM168 237H171V236L169 235ZM178 237H179V236H178ZM200 237H201V236H199L198 239H199ZM203 237H204V236H203ZM209 237H210V235H209ZM209 237H207V238L210 239ZM219 237H220V236H219ZM226 237H225V238H226ZM229 237H227V238H229ZM240 237H242V236H240ZM251 237H252V236H251ZM19 238H20V239H18V240L16 239V240H17V241H20V242H17V241H16V242H17V243L15 242V243H16V244H15L16 247H14V248H18V247H17V244H19L18 246H20L21 241H23L22 243H24V244H22V247L19 248V252H20V250H21V252L24 251V250H26L25 252H22V253H25V255H26L27 257H25L24 255H23V256H24V257H23L22 254H20V253L18 252V249H16L17 252H16V251H15V252H16V254H18V255L20 254L21 256L19 255V257H20V258L23 257V259H25L26 261H24V260H22V259L20 260L19 257H18V255H17V257H15L16 254L14 253L13 249H12V252H13V253H12V257H13L14 259H17V258H18L17 261H18V260L22 261V262L19 263V264H22V263H24V262H25V264H26L27 261H28V263H29L30 256H31V259H32V260H31V263H32L33 261H34V263H38V262H39V261H37V260H39V258H38V257H39L38 253H39V251H40L39 254H40V257H41L43 251H41V250L38 251V250H37V251L35 252V256H33L34 251L36 250V248H35V250H33V249L31 248L32 246H31V247L29 246V248L27 247V246H28V243H29V245H31V244H30L31 241L29 240V238H28L29 242H28V241L25 242V241L27 240L26 237H23L25 241H24V240H21L22 235H21ZM47 238H44V239H46V240H44V241H42V242L45 243V241H47ZM56 238H57V239H56ZM70 238H71V237H70ZM109 238H108V239H109ZM123 238H124V237H123ZM149 238H150V237H149ZM166 238H167V235H166ZM193 238L195 239V236H194ZM211 238H212V236H211ZM217 238H218V237H217ZM220 238H221V237H220ZM225 238H222V240H223V239H224V240H227V239H225ZM5 239H8V237L4 238V240L1 239V241H0V250H1V251H2V249H4V250L8 249L6 246H5L6 249H5L4 247H2V246H4V244H5V245L7 244V243H5ZM12 239H13V238H12ZM12 239H11V241H13ZM14 239H15V238H14ZM49 239H48V241H50ZM71 239H72V238H71ZM88 239H89V238L87 237V241H88ZM97 239L100 240V239H102V237H101L100 239H99V238H97ZM103 239H104V237H103ZM103 239H102V240H103ZM105 239H106V238H105ZM121 239H122V238H121ZM137 239H138V238H137ZM137 239H136V240H137ZM163 239H164V238H163ZM167 239H168V238H167ZM167 239H165L166 242H167ZM173 239H174V238H173ZM212 239H213V238H212ZM212 239H211V240H212ZM230 239H229V240H230ZM244 239H245V238H243V240H244ZM258 239H259V237L257 238V241L262 240V239H259V240H258ZM9 240H10V238H9L8 240H6V241L9 242ZM31 240H32V238H31ZM91 240H92V239H91ZM111 240H109V241H111ZM136 240H135V241H136ZM139 240H140V242H138V244H140V248H141V247L143 248V246H141V242H143V241H142L141 239H139ZM149 240H152V239L150 238ZM149 240H148V241H149ZM170 240H171V239H170ZM170 240L168 239L169 243L172 242V241H170ZM213 240H216V239L214 238ZM213 240H212V241H213ZM220 240H221V239H220ZM248 240H249V242H250V239H249V238H248ZM255 240H256V239H255ZM3 241H4V243H3V245H2V242H3ZM89 241H90V240H89ZM94 241H95V240H94ZM124 241H126L125 243L127 244V239L125 240V238H124V240H123L122 242H121V241H120V242H119V241H116V242H117V243H122V244H124V243H123ZM161 241L164 242L163 240H161ZM174 241H175V239H174ZM184 241H185V240H184ZM188 241H189V240H188ZM209 241H210V240H209ZM209 241H208V242H209ZM216 241H218V243L221 242V241L219 242V238H218V240H216ZM241 241H242V239H241ZM251 241H252V240H251ZM257 241L253 242V244H255ZM70 242H71V243H70ZM81 242H82V240H81ZM85 242H86V241H85ZM85 242H84V243H85ZM100 242H101V244L104 243L105 247H106V246H107V247L109 246V247L107 248L108 250H107L105 247H104L105 250H102L101 248H98L99 252H102V253H100L101 256L104 255L103 251H104L105 253H106V250L110 252V247H113V246H114L113 242H112V245H113V246H110V245L105 244V241H103V242L100 241ZM100 242H99V243H100ZM162 242H161V243H162ZM166 242H165V243H166ZM175 242H178V241H175ZM224 242H225V241H224ZM227 242H229V241L227 240ZM227 242H226V243H227ZM243 242H246V240L243 241ZM249 242L247 241L246 243H249ZM260 242L262 243V241H260ZM260 242H259V243H260ZM13 243H14V241H13ZM13 243H12V244H13ZM25 243H26L27 246L25 245ZM31 243H32V242H31ZM47 243H48V242H47ZM52 243H53V241H52ZM82 243H83V242H82ZM84 243H83V244H84ZM97 243H98V242L96 241L95 244H97ZM99 243H98V245H99ZM148 243H149V242H148ZM154 243H155V242H154ZM159 243H160V242H159ZM161 243H160V245H161ZM172 243H173V242H172ZM190 243H191V242H190ZM209 243H211V241H210ZM222 243H223V242H222ZM229 243H231V242H229ZM239 243H240V242H239ZM246 243H245V244H246ZM250 243H252V242H250ZM261 243H260V244H261ZM263 243H264V242H263ZM54 244H53V245H54ZM91 244H93V243L91 242ZM91 244L88 245V246H90L89 248H92V245H91ZM95 244H93V245H95ZM108 244H110V242H108ZM128 244L131 245V247H132L133 244H134V241H132V242L130 241V242H128ZM142 244L144 245V243H142ZM156 244L159 245L158 243H156ZM156 244H155V245H156ZM178 244H180V243H178ZM181 244H182V243H181ZM211 244H212V243H211ZM240 244H242V243H240ZM257 244H258V243H257ZM257 244H255V246H256ZM260 244H259V246H260ZM7 245H8V244H7ZM13 245H14V244H13ZM23 245H25V246H23ZM50 245H51V243H50ZM50 245H47V246H49L50 249L47 248V249H46V252H44L46 255L43 253V257H42V258H43L44 260H45V258H46V256H47V254L51 251V247H52V245H51V247H50ZM70 245H71V247H70ZM73 245H74V247H73ZM104 245H101V246H104ZM116 245H118V244H115V247L118 248V249L120 250V252H124V251H121V248H123L124 246H122V245L120 244V245H121V246H120L121 248H119V246L117 247ZM146 245H147V243H145V246H146ZM150 245H152V244L150 243L149 246H150ZM160 245H159V246H160ZM164 245H165V244H164ZM172 245H173V244H172ZM174 245H175V244H174ZM190 245L192 246V244H190ZM213 245H214V244H213ZM226 245L229 246V244H226ZM236 245H238V244L236 243ZM249 245H251V244H248V246H249ZM10 246H11V245H10V243H9V247H10ZM47 246H45V247H47ZM83 246H84V245H82V247H83ZM134 246H135V244H134ZM134 246H133V247H134ZM159 246H156V247H159ZM167 246H170V245L167 244ZM167 246H166V248H167ZM191 246H190V247H191ZM222 246H224V245L222 244ZM222 246H221V247H222ZM231 246H232V245H231ZM231 246H229V247H231ZM244 246H245V245H242L241 247H244ZM248 246H246V247H248ZM255 246H254V248H252L253 251H255L256 249H258V247H259V246H256L257 248L255 249ZM1 247H2V248H1ZM26 247H27V248H26ZM45 247H44V250H45ZM82 247H81V248H82ZM84 247H85V246H84ZM96 247H97V246H96ZM115 247H114V248H115ZM147 247H148V246H147ZM147 247H146V248H147ZM153 247H155L154 244H153ZM156 247H155L154 249H156ZM161 247H162V245H161ZM170 247H171V246H170ZM174 247H175V246H174ZM174 247H172L173 250L176 248V247H175V248H174ZM180 247H182V246L180 245ZM216 247H219V245L216 246ZM224 247H225V246H224ZM235 247H236V246H235ZM252 247H253V246H252ZM260 247H261V246H260ZM262 247H263V245H262ZM10 248H11V247H10ZM10 248H9V249H10ZM23 248H24V249H23ZM25 248H26V249H25ZM64 248H65V249H64ZM79 248H80V247H79ZM89 248H87V250L84 249V248H83V249L86 250V251H88V252H90L89 250L92 251V249H89ZM134 248H135V247H134ZM149 248H150V247H149ZM159 248H160V247H159ZM159 248H157L155 251L152 250V249L150 248V249L154 252V253H153V254H154L153 256L155 257V260L157 259L156 256L158 255V257H159V255H160V250H159ZM168 248H169V247H168ZM182 248L184 249V247H182ZM222 248H223V247H222ZM231 248H232V247H231ZM233 248H234V247H233ZM77 249H78V248H77ZM83 249H82V250H83ZM88 249H89V250H88ZM100 249H101V251H100ZM111 249H112V248H111ZM161 249H162V248H161ZM170 249H171V248H170ZM176 249H177V248H176ZM193 249H194V246H193ZM195 249H196V246H195ZM199 249H200V248H199ZM205 249H206V248H205ZM218 249H219V248H218ZM218 249H216V250H218ZM263 249H264V247H263ZM48 250H49V252H47ZM54 250H52V251H54ZM78 250H79V249H78ZM93 250H94V248H93ZM96 250H97V249H96ZM96 250H95V251H96ZM136 250H138V249H136ZM136 250H135V251H136ZM141 250H142V249H141ZM141 250H140V251H141ZM143 250H144V251H147V249H145V248H143ZM143 250H142V251H143ZM166 250H167V249H166ZM173 250H172V251H173ZM178 250H180L179 253H180V252L182 253V251H181L180 248H179ZM178 250H177L176 252H178ZM184 250H185V249H184ZM187 250H188V249H187ZM187 250H186V251H187ZM190 250H191V249H190ZM209 250H210V249H209ZM212 250H213V249H212ZM216 250H215V251H216ZM231 250H232V249H231ZM236 250H237V248H236ZM1 251H0V259H1L0 261L4 262L5 259H4V261H3L2 258H3V256L6 255V254L4 255V253H5L7 250H6V251H3L4 253H1ZM133 251H134V249H133ZM135 251H134V252H135ZM152 251H151V253H152ZM163 251H164V250H163ZM196 251L198 252V250H196ZM196 251H195V252H196ZM201 251H202V249H201ZM206 251H207V250H206ZM221 251H223V250H221ZM221 251H220V252H221ZM224 251H227V249H224ZM234 251H235V250H234ZM234 251H233V252H234ZM237 251H238V250H237ZM237 251H235L233 254H232V251H229V250H228L227 252H228V253L231 252L230 254L234 256L235 253H236ZM245 251L247 252V254L249 253V250H246V249H245ZM256 251H259V250H256ZM256 251H255V252H256ZM8 252H9V250H8ZM8 252H7V253H8ZM76 252L78 253V251H76ZM111 252H112V251H111ZM111 252H110V254H111ZM116 252H117V251H116ZM148 252H149V250H148ZM166 252L169 253L170 251L167 250V251H165V253H162V255H163V256L161 255L162 258H163V257H166V255H164V254H168V253H166ZM173 252H175V251H173ZM199 252H200V250H199ZM199 252H198V253H199ZM209 252H210V251H209ZM218 252H219V251H218ZM218 252H216V254H218V255L222 253V252H221V253H218ZM227 252H226V255H227ZM242 252H244V250H242ZM242 252H241V253L239 252V253L242 254ZM246 252H245V253H246ZM250 252H251V251H250ZM82 253L84 254L85 252H82ZM90 253L92 254V252H90ZM107 253H108V252H107ZM112 253H113V252H112ZM118 253H119V252H118ZM149 253H150V252H149ZM183 253H184V252H183ZM183 253L181 254V256H180V254H179V256H180V257H183V256L186 255V254L183 255ZM200 253H201V252H200ZM202 253H203V251H202ZM207 253H208V252H207ZM207 253H206V254H207ZM210 253H211V252H210ZM239 253H238V254H239ZM245 253H244L243 255H241L240 264H241V262H243V260H244V262H245V260H246L245 257H243L244 259L242 260V256H245ZM252 253H254V252H252ZM256 253H257V252H256ZM258 253H260V251H259ZM262 253H263V252H262ZM262 253H260L259 255L261 256ZM13 254H14V256H13ZM67 254H68V253H67ZM79 254H80V253H79ZM79 254H78V255H79ZM110 254H107V255H110ZM115 254H116V253H115ZM126 254H127V253H126ZM132 254H133V253H132ZM132 254H131V257H130V258L128 257L129 259H132V261L130 260V261L132 262V264H153V263H154V261H153L152 259H151L152 261H151V260H148V259L146 260V259H145L146 257L139 256V255L141 254V253L139 254V252L137 253L138 255L135 254V253H134L135 255H132ZM169 254L171 255V253H169ZM169 254H168V256L170 257ZM196 254H197V253H196ZM196 254H195V255H196ZM211 254H212V253H211ZM222 254H224V252H223ZM238 254H237V256H238ZM249 254H251V253H249ZM249 254H248V257H249ZM254 254H255V253H254ZM254 254H251V255H254ZM7 255H8V254H7ZM37 255H38V256H37ZM50 255H53V252H52V253L50 252V254H49L48 256H50ZM57 255H58V253H57ZM57 255H56V258H55V255H54V257H53V256H52V257L50 256V258H51V259L54 258V259H58V260L60 259V261L57 260L58 262H60V264H61V261H63L62 264H65L64 262L66 261V259H67L68 257H70V256H68V255H67L68 257L66 256L67 258H66V257H63V256L66 255V253L63 254V256L61 255L62 258H60V257H61V256H60V253H59V257H58ZM74 255H75V257H76V256L78 257V255H76V254H74ZM74 255H73V256H74ZM87 255H88V256H86V257H87V259L89 260V257L91 258L92 255L89 256L88 253H87ZM97 255H98V254H97ZM113 255H114V254H113ZM141 255H143V254H141ZM145 255H146V254H145ZM148 255H149V254H148ZM176 255H177V254H176ZM182 255H183V256H182ZM197 255H200V254H197ZM231 255L228 254L227 256H228V257H229V256L231 257ZM255 255H256V254H255ZM255 255L252 256V257H253V260L255 259ZM259 255H257V256H259ZM10 256H11V255H10ZM32 256H33L34 258H32ZM36 256H37V260H35V257H36ZM93 256H94V257L96 256L95 253L93 254ZM101 256L98 255L99 260H100V257H101ZM105 256H106V254H105ZM121 256H122V255H121ZM121 256L119 255L118 258L120 259ZM124 256H125V255H124ZM128 256H129V255H128ZM168 256L166 257V261H168V259H169ZM192 256H194V253H192ZM201 256H202V258H203L204 253H203L202 255H200V257H201ZM209 256H210V255H209ZM212 256H213V255H212ZM223 256H224V255H223ZM237 256H234V258H233L234 261H235V258H236ZM260 256H259V257H260ZM5 257H6V256H5ZM12 257H11V258H12ZM57 257H58V258H57ZM77 257H76L75 259H77ZM79 257H80V255H79ZM83 257H85V256H83ZM94 257H93L91 260L94 261V260H95ZM102 257H103V256H102ZM107 257H108V256H107ZM147 257L150 258V256H147ZM154 257H153V258H154ZM185 257H186V256H185ZM207 257H208V256L206 255V260H207ZM214 257H215V256H214ZM214 257H213V258H214ZM224 257H225V256H224ZM228 257H225V258L221 257V258H222V259H226V258L228 259ZM239 257H240V256H239ZM239 257H238V258H239ZM252 257H249V258L251 259ZM11 258H10V259H11ZM50 258H49V260L51 261ZM96 258H97V256H96ZM103 258H104V257H103ZM111 258L113 259V257H111ZM126 258H127V256H126ZM126 258H125V260H126ZM173 258H174V257H173ZM215 258H218V257H215ZM221 258H220V263H219V264H221L223 261H226V260H222V261H221ZM231 258H232V257H231ZM246 258H247V257H246ZM249 258H247L248 260H246V262L249 261ZM256 258H258V257H256ZM6 259H7V257H6ZM10 259H8L7 261L9 262ZM14 259H12L13 261L10 260V261H12V262H11L12 264H16V263H15L16 260H14ZM27 259H29V260H27ZM43 259L41 260V258H40L41 262L44 261ZM46 259H47V258H46ZM61 259H63V260H61ZM64 259H65V260H64ZM68 259H69V260H70V259L72 260V257H71V258H68ZM73 259H74V258H73ZM80 259H81V258H80ZM104 259H105V258H104ZM104 259H103V260H104ZM112 259H110V260H112ZM119 259H118V260H119ZM129 259H128V260H129ZM171 259H172V258L170 257L169 260H171ZM176 259H177V258H176ZM185 259H186V258H185ZM204 259H205V258H203V260H204ZM218 259H219V258H218ZM218 259H216V261H217ZM258 259H259V258H258ZM103 260L101 259V263H99V264H102V263H103ZM107 260H109V258H107ZM123 260H124V257L121 258V261H122V262H123ZM125 260H124V261H125ZM159 260H163V261H164L165 259H161V258H160V259H158V262L156 261L157 264H160L161 262H162V264H163V261H161V262L159 263ZM174 260H175V258H174ZM174 260H173V261H174ZM182 260H183V259L181 258V261L179 262V264L183 262ZM186 260H187V259H186ZM186 260H184V261H186ZM195 260H196V259H195ZM195 260H194V261H195ZM206 260H205V261H206ZM208 260H209V258H208ZM214 260H215V259H214ZM236 260H237V259H236ZM253 260L251 259L250 262H252V263L254 262V263L256 264V261H258V260H254V261H253ZM262 260H263V259H262ZM14 261H15V262H14ZM20 261H18V262H20ZM35 261H37V262H35ZM95 261H97V260H95ZM104 261H105V260H104ZM119 261H120V260H119ZM190 261H191V260H189V263H190ZM237 261H239V260H237ZM237 261L235 262V264L237 263ZM263 261H264V260H263ZM263 261H262V262H263ZM8 262H5L4 264H9L10 262H9V263H8ZM44 262H47L48 264H49V263H50V264L56 263L55 260H54V262H53V261L48 262V260H47V261H44ZM44 262H42V264H44ZM52 262H53V263H52ZM58 262H57V264H58ZM71 262H75V263H76L77 261L74 260V261H71ZM90 262H91V261H90ZM97 262H99V261H97ZM97 262H96V263H97ZM111 262H112V261H111ZM122 262H120V263H121V264H125V262H124V263H122ZM152 262H153V263H152ZM169 262H171V263L173 264L172 260L169 261ZM187 262H188V260L186 261V263H184V262H183V263H184V264H188ZM206 262H207V261H206ZM209 262H213V261H210V260H209ZM228 262H229V261H228ZM231 262H232V261H231ZM231 262H229V263L231 264ZM244 262H243V263H244ZM246 262H245V263H246ZM11 263H10V264H11ZM34 263H32V264H34ZM39 263H40V262H39ZM39 263H38V264H39ZM47 263H46V264H47ZM66 263H67V262H66ZM156 263H154V264H156ZM171 263H170V264H171ZM177 263H178V260H176V263H175V264H177ZM183 263H182V264H183ZM201 263H203V262H201ZM201 263H200V264H201ZM213 263H214V262H213ZM245 263H244V264H245ZM254 263H253V264H254ZM2 264H3V263H2ZM77 264H78V263H77ZM93 264H94V262H93ZM104 264H105V263H104ZM165 264H166V262H165ZM204 264H205V263H204ZM208 264H209V263H208ZM214 264H215V263H214ZM223 264H226V263L224 262ZM250 264H251V263H250ZM257 264H258V263H257ZM260 264H261V262H260ZM262 264H264V262H263Z\"/></svg>",
	"mask_w": 264,
	"mask_h": 264
}]
</instances>
